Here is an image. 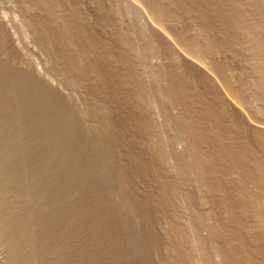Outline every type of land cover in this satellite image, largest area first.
Instances as JSON below:
<instances>
[{
	"label": "rangeland",
	"instance_id": "obj_1",
	"mask_svg": "<svg viewBox=\"0 0 264 264\" xmlns=\"http://www.w3.org/2000/svg\"><path fill=\"white\" fill-rule=\"evenodd\" d=\"M6 1L0 0V4H2L0 5V13L2 15H5V18L9 22L10 26L12 25L11 29L12 31L14 30L13 31L14 33L16 32L15 35H17L16 36L17 40L19 39L20 45L21 46L23 45L22 47L28 46L29 48L32 49V51L34 50V54H31V55H28V53L23 54L21 51L19 52L17 47H14L12 40L8 34V31H6L7 29L4 28V26L0 25V171H1L0 172V181H1L0 182V219H1L0 220V226H1L0 227V237L1 238L0 239L2 241L5 239L8 250H10L8 252L9 258L7 259L6 262L9 264H19V263L20 264H41V263L42 264H63V263L64 264H79V263L80 264H93V263L94 264H177L176 262H178V264L180 263L187 264V260L185 258L187 257L191 258V255L188 254V251H187L188 246L186 244V241L182 242L180 240L181 239L180 236H183L184 237V238L182 237L183 239L186 238V235H185L186 232H185L184 227H182L183 225L181 226V224L178 223L176 220L175 214L177 211V206L179 204L184 205V202L186 203V205L189 204V206L193 204L190 207V209L196 210L198 214H201L198 212L200 211L199 210L200 206L198 204H200L202 200L204 202V198L206 202L209 200L211 201V198H212V201L216 203L215 204L214 202H212L209 204L210 210L213 211L212 219L216 217L215 219L216 221L214 220L213 222L218 224L220 221L219 223L220 225H221V222H223L222 226H224V228L222 226L219 228L218 226H216V228H218L219 230L218 229L215 230L216 228L214 229V231L212 230L213 232H215V234L212 233V231L210 232V227H207V229H205L206 228L205 226L207 225L205 222H207V220L203 219V215L198 216L197 213L194 215V221L199 223L200 225V221L196 219L198 218L201 219L202 217V219L205 220L204 222H202L203 220H201V224H202L200 225L202 226L201 231H203V233H206L209 231L210 233L208 232L204 234L206 236L208 235L207 236L208 238H206V236L204 237L206 239H209V241H211V244H215V246H218L217 248L219 247L222 248L221 250L223 251H221L219 248V250L221 251L222 258H224V261L222 260V264H235L236 262H237L236 264H251V263L252 264H264V250H263L264 249V185H263L264 184V174H263L264 173V120H263L264 118L263 119L261 118L263 120L262 121L259 117L253 114V112L250 113L248 110H246L248 108H245L246 107L245 98H248L247 95L249 93L248 88L251 90L252 87H251V84H248L249 82L248 83L247 81L244 82L245 80L242 78L244 76V75H241V73L243 74L242 69L244 67H245L244 69H246V66H243V67L241 66L243 65L242 62L245 63L246 60L242 61L243 59H240V56L241 58L245 57V59L248 58L246 56H249L251 58L252 56L251 54H253L254 57L252 56V59L258 57L257 59L260 61L259 62L260 64H263L261 62L264 61L263 60L264 59V34H262L264 33V31L263 29L260 28L264 26V21H262L263 24L261 23V20H264V17L261 16V15H264V14H261V13H264L263 12L264 10L261 12L258 9H256V6H255L256 0H249V1L246 0L247 2L245 0H237V1L236 0H222L223 2L221 0H191V1L190 0H167V2L165 0L164 1L163 0H153V1L152 0H143V1L141 0L142 2L137 0V3H136L137 5L136 4L133 5L134 3L132 2V0H130L129 3H133L132 5L135 8V9L132 8V14L131 12L130 14L133 16L137 14L135 16V19L133 16H132L133 18L131 16H128L127 19L125 18L126 15L129 13V11L131 10V8H129L130 10H128V7H130L128 6L127 7L128 11L123 10L124 8L122 7V5L124 3L122 2L124 1L121 2V0H115V1L114 0H109V1L108 0H8L7 2ZM142 3L144 6L142 5ZM7 4H9L10 7ZM13 4L14 6H12ZM243 4L246 5L247 8L246 6L244 7ZM18 5L20 8L18 7ZM144 7H147V8H144ZM242 8L243 10H241ZM244 9H246V11ZM243 11H245L246 13ZM253 12L254 13L256 12L257 14L255 13L254 15ZM258 13H259V16H258ZM117 17L118 19H116ZM132 19L134 21L133 22L134 24L132 23ZM140 19L142 20L140 21ZM189 20L190 22H188ZM15 21L16 23L14 24ZM128 21L131 22L129 24L132 25L133 27L128 26L129 24L126 27L125 24H127ZM161 23H162V27L168 29V30L165 29L164 32L166 33L168 32L169 34L168 33L167 34L170 35V37L169 36L164 37L166 33H164L160 29ZM248 23L250 25H248ZM260 23H261V26L257 25ZM135 24L136 25L138 24L137 27H135L136 26ZM155 25H157V27L159 25L160 27L157 29H154ZM207 25L208 27H206ZM140 27L144 29V31ZM243 27H245L248 30H246ZM158 29H160L163 32V35L161 32H160L161 34L158 32L160 31ZM145 30L147 31V34ZM140 31L141 33H143L141 34V36L143 35L145 39L148 38L147 41L144 39L143 36L141 37L140 35H138L140 34ZM196 31H199V32H196ZM243 31L247 33L250 32L249 35H252L251 37H255V34L257 35L259 34L258 35L259 38L256 35L258 39L256 37H255L256 39L255 38L253 39L256 40V44L258 43L261 46L260 45L258 46L257 44L256 47L254 48L255 42L251 43V46L253 45L252 46L253 48L250 45L247 46V42H248L247 38H250V37L249 35H247V33L244 34ZM260 31H262V33H260ZM59 32L62 33V35L67 34L66 35L67 39L64 38L65 35H63L64 36L63 37ZM192 35L193 36L198 35V36L197 37L194 36L193 38ZM245 36H247V38ZM199 37H201L202 39L200 40ZM168 38L170 39L168 40ZM171 38L175 39L173 40V43H172ZM223 38L225 41L223 40ZM245 40H247L245 44L248 50L245 47V45L240 44V42L242 43ZM145 41L148 43H146ZM206 41H208L209 44H207L208 42ZM219 42L221 45L219 44ZM261 43H263V45ZM150 45L151 47L153 46L154 48L156 47L157 52L155 51L154 53L153 52L154 50L150 47ZM161 45L163 48L161 47ZM241 45H243V48L245 47L247 51L246 50L242 51L243 48L242 49L240 48ZM192 46L194 48H192ZM201 47L202 48L204 47L203 50ZM208 47H210L211 50ZM229 47H230V50H229ZM238 47H239V50H238ZM249 47L252 48L250 49L253 50V52L249 50ZM128 49L130 51H128ZM143 49L145 51L147 50L149 54H147V52H145L146 54L143 53L144 52ZM196 49H198V51L200 50V52H203L202 54H204L205 56H208L209 54L211 55V56H208L209 58L206 57L210 61V64H211L210 66L211 67L213 66L209 71L210 73L202 70V68L199 65L198 67L196 63L194 64L192 63L195 61L188 60L191 58L193 59L192 55L195 54L194 53L195 51L193 52L192 50H196ZM159 50L161 53L159 52ZM163 50H164V53H163ZM206 50H209V53ZM150 51H152V53ZM211 51L213 52L214 55H212ZM182 52H187V53L190 52L188 54L190 58H187V61L185 59L186 57H188L187 53H185L187 56L185 54L184 56V55H181ZM230 52H232L231 54L234 53V55H231ZM126 53H128L129 55L131 54L132 55L129 56ZM133 53L135 55H133ZM36 55L38 56L36 57ZM145 55H147V58L150 59L149 60L150 62L152 61L151 64L154 66L153 70L160 68V70H156L160 74L158 75V73H156L158 75V78H161L162 80L161 82V80L159 79L160 85L158 84L159 81H157L158 78L155 77L154 72L156 71L152 70L154 74L152 75L153 77H155V80L152 79L151 77L152 75L148 77L150 72L146 74L147 73L146 71H145L146 73L142 71V69L145 70L144 69L145 67L143 68L142 66H144V64H146L147 66V63H144V62H147V58L145 57ZM143 56L145 57L144 59H143ZM218 56L219 57L221 56V57L219 58ZM260 57L262 58V60ZM232 58L233 59L237 58V61L233 62ZM131 59H135L136 61L131 60ZM139 61L140 62L142 61L143 63L139 65L140 63ZM21 62H23L24 64L26 63L25 64L26 66L28 64H31V65L36 64L40 69L42 68V70L47 73L49 70L50 72L48 74H50L49 75L50 78L59 85H60L59 78H61L62 75L64 74L63 77L64 76L66 77L65 79V81L67 80L66 83L67 82L70 83L72 80L71 83L74 84L76 82L74 85L77 87L79 85L80 88L79 87L77 88L78 92L76 94H71V92L68 90V87L64 85L65 81L62 77L61 78V80H63L62 87L65 93L62 91L55 92V89L53 90L49 89L45 84H43L41 81H39V79H37L33 75V73L31 72L32 69L31 67L29 68V65L28 67H25V65L23 64L25 68L21 69L23 68ZM51 62L53 64H51ZM249 62L250 64H252L251 59ZM240 63L241 65H239ZM187 64H190V65H187ZM250 64L245 63V65H250ZM71 65H72V68H71ZM155 66H157L158 68H156ZM239 66L242 68L241 70H239L240 69ZM225 67L227 68L229 67V70L234 69L232 70V72H236L238 69L237 71L238 75H241L242 77H239V78L237 77L235 79L236 85H234V83H232L230 79L224 74L226 70H228V69H224ZM263 67L260 66V68L262 69L261 73H263L264 75ZM26 68L27 69L29 68L30 71L27 70ZM52 71L54 72V74ZM58 75H61V76L58 77ZM67 75H69L70 79L69 78L67 79L68 77ZM149 78L150 80L151 79L153 80V81L151 80L152 83L154 81H157V84H154L156 83L154 82L151 85ZM227 78L228 80H226ZM16 79L18 80L16 81ZM238 79L244 80V81L242 80L244 82L243 83L244 86H242L243 84L240 83L241 81H239ZM237 83H239V85ZM43 86L45 87L43 88ZM69 87H71V85ZM227 90L229 91L226 93L225 91ZM243 91H247L248 93L247 92L243 93ZM260 91L262 93L259 91H257V93L255 92L254 94L255 96L253 95L254 98L256 99H258L259 97H261V99L263 98L264 89ZM239 94L241 98L239 97ZM256 94L259 95L257 96L258 98L256 97ZM152 98L154 102L160 101L158 103L165 105V106L163 105L161 106V104H159L161 106V109L164 108V113L166 111L169 113L168 114L166 112V114H168L167 116L169 117L167 118L168 123L166 122L167 119H164L165 120L164 124H166L167 127H165L166 125L165 126L162 125L163 123L161 125L159 123L158 125H156L157 124L156 122L154 123L155 120L152 119L153 116L151 115L152 113L150 112L151 110H149L150 107L148 104L149 100ZM145 99L148 101H146ZM261 99L259 98L258 100H261ZM238 100L239 102L241 101L240 104ZM262 100L264 101V99ZM151 102L149 103L151 104ZM188 102L189 104H187ZM262 103H260L261 106H263ZM189 105L190 107L188 108ZM238 107L240 109L245 108L243 110L244 113L242 112V110L240 112V109ZM104 108L105 109L107 108V109L105 110ZM262 108L263 107H261V109ZM263 111H264V108H263ZM236 112L239 114H237ZM240 113H243V115ZM92 114L97 117L92 116ZM170 114L172 116L174 115L173 117L175 119ZM250 115L252 117H250ZM170 116L174 120L172 122L173 124L170 123L172 121ZM83 117L85 118L87 117V119ZM92 119L94 120V122ZM169 119H170V122H169ZM247 120L249 122H247ZM257 121L259 124L256 123ZM94 123L97 125H95ZM188 123L191 125H189ZM99 124L100 126H98ZM257 124L260 126V128ZM149 126L151 128H149ZM168 126H171L170 130H168L169 129ZM160 127L161 128L165 127L162 129L163 131L166 129L165 134H168V132L170 131H173V132L177 131V132H174L175 134L172 132L171 134L169 133L170 136L172 135L170 138H168L169 135H166L167 136L166 138L171 139L170 142L172 143L174 142L173 144L175 145L176 151H177V147L179 146L178 145L179 140L181 142L183 140L186 148L188 149V153L190 152L189 154L190 155L192 154L191 158H189L190 156L188 154L187 155L184 153L182 154V152H184L183 149L185 148V146H183L184 148L181 146V148H183V149L180 148L182 152L177 151L178 153H176L175 149H173L174 145L171 144L173 148L171 147L172 151H170V149L169 151L171 154H173L172 152L174 150V155L176 156V157L174 156L175 158L174 163L177 162L178 160L180 162V163L178 162V164L175 163V165L177 164L175 171L178 170L177 172L180 173V175L183 174L182 176H180L178 173H177L178 175H176V173L174 172L176 175L175 180H174L175 176L173 175V177H171L172 175L171 173H170L171 175L169 176L168 174L169 171L168 172L166 171L167 169H165L166 167L164 166L165 162H164L163 156L158 155L159 153H157L155 150L156 146H162V147L168 146L167 150L168 148H170L169 146H171L169 141H167L169 144L165 142L166 138L163 137L164 135V134L162 135L163 132L158 133L159 131H162L160 130L161 129ZM242 127L244 129H242ZM119 129L121 130L119 131ZM155 129L156 130L158 129L157 130L158 132L154 133ZM46 135L48 136V138ZM173 136L176 137L177 139L176 141H172V139L174 138ZM179 136H181L182 140L178 138ZM153 141L155 142L153 143ZM157 141L158 143H156ZM152 143L155 146H153ZM163 143L165 144L163 145ZM21 144H23L24 146H22ZM192 145L194 148L192 147ZM20 149H24V150H20ZM193 149L194 151H192ZM67 151L69 152L67 153ZM169 151L167 152L169 153ZM63 152H65V154ZM41 153L43 154V156L41 155ZM49 154H51L50 156L52 158L48 156ZM176 154L180 156H178L177 158ZM102 156L104 158H101ZM184 157L185 158L187 157V158L185 159ZM193 157L194 159H192ZM179 158L181 159V161L182 159H184L183 162H181ZM176 159L178 160L176 161ZM188 159L190 160V162L188 161ZM185 160H187L188 164L190 165L191 163H193L192 160L194 161L193 163L194 165L197 164L196 167L192 164V166H194L197 169V170L194 169L195 171H200L201 174L205 172L212 174L211 176H209V174H206V173L202 174L205 179L209 177V179H207L209 180V182L208 181L204 182L206 180H204V178L201 177L202 175L199 172H198L199 175L195 172L197 174L196 178L194 177L196 176V174L192 175V177L191 175H188L187 173H186L187 175H185L184 170L186 171V168L184 166L187 165L186 164L187 162L186 163L184 162ZM182 163L183 165L185 164L182 167V169L185 168L183 170L184 173L181 171L179 172V170H182V169H181V166L178 167V165ZM94 164H96L97 166ZM86 165H87V168H85ZM32 167H34V169ZM219 167H221V170L223 171H221ZM76 168L78 169V171ZM200 168L201 169L203 168L202 170L205 172H203ZM214 171L217 172L216 174L219 175L220 173L222 176L221 175L217 176L215 173H212ZM138 175L139 176L141 175V177H139ZM184 175L186 177L189 176L190 179L188 177H187L188 179L186 177L183 178ZM204 175L205 176L208 175V176L205 177ZM38 176L39 178H37ZM179 177L182 178L184 181L186 179L187 184H188V180L189 181L195 180L194 182L197 183V186L201 184L200 186H203V187L198 189L199 186L197 187L196 184L193 182L192 184L196 190L194 189L193 186L188 185L187 187V185H185L186 181L183 182V180L179 179ZM177 178L179 180H176ZM191 178H195V179H191ZM212 179L215 181V183L218 181L216 183L217 185L213 184L214 181H212ZM202 180L204 184L208 183L210 186L208 184H207L208 186L204 185L202 183ZM179 181L181 184L179 183ZM198 182L200 183L198 184ZM156 183L158 184L157 186L155 185ZM32 184H34L36 187H34V185ZM176 184H178L179 186ZM212 185L213 186L215 185L214 189H218L216 190V193H218L219 191L220 194L219 193L216 194L215 191H210L213 189ZM205 186L210 189L209 190L210 193L205 191L206 189H208V188H204ZM184 188L187 190H185ZM160 189L162 190L160 191ZM188 190L190 193L188 192L182 193L183 191H188ZM17 191H20V193H18ZM27 193L29 195H26ZM199 193H201V195ZM211 193L213 194L215 193V195ZM186 194L192 197L196 196V198L199 196L200 198L198 199L200 201L198 200L199 201L198 202L196 199H193V198L191 200L189 197H186ZM25 195L31 198L29 200L26 199L25 201V198H24ZM162 195L164 196L162 197ZM22 196L24 199H22ZM169 196L170 198L168 199ZM187 198L190 199L191 204L188 203L189 200L187 201L186 200ZM211 204L212 205L214 204V206H212ZM227 209H229L230 211ZM158 213H161V214H158ZM160 217H162V219L164 217L167 218V222H165L166 221L165 218H164L165 220L162 221ZM170 217H171L172 222L171 220L170 221L168 220ZM195 217H198V218H195ZM158 219L159 220L161 219L162 222H160ZM258 219H261V220L259 221ZM247 220H249L250 222ZM204 223L205 225L203 226ZM162 224L165 225L166 228H164ZM167 224L170 226H166ZM169 227H172V228L169 229ZM5 228L6 230H4ZM163 228L166 230H164ZM204 230H208V231H204ZM216 231L217 232L219 231V232L217 233ZM232 231H234V233ZM213 234L215 236H212ZM38 237L40 239H38ZM176 237L178 240L176 239ZM170 240H172V243L170 242ZM221 240H223L222 242L224 243H222ZM65 242H67L68 244ZM41 243L44 245H42ZM102 244L103 245L105 244V245L103 246ZM181 245L182 246L184 245V246L182 247ZM184 247H186L187 249ZM182 254H183L184 259L182 258ZM184 254L186 255V257H184ZM223 255L225 256L223 257ZM80 258L82 260H80ZM190 258L188 260H190ZM188 264H190V262Z\"/></svg>",
	"mask_w": 264,
	"mask_h": 264
},
{
	"label": "bare ground",
	"instance_id": "obj_2",
	"mask_svg": "<svg viewBox=\"0 0 264 264\" xmlns=\"http://www.w3.org/2000/svg\"><path fill=\"white\" fill-rule=\"evenodd\" d=\"M2 1H3V0H2ZM5 1H6V0H5ZM7 1H8V0H7ZM7 1H6V2H7ZM108 1H109V0H108ZM114 1H115V0H114ZM122 1H124V2H122ZM129 1H130V0H128V2H127V0H121V2L124 3V4L122 5V7L124 8L123 10L126 11L128 6H130V7H128V10H130L129 8H131V10L129 11V13H128V12H127L128 14L126 13V14H127L126 17H125L126 19L128 18V16H131V17L133 16V15H131V14H132V8H134L133 5H135V4L137 3V0H132V2H133L134 4H133V3H129ZM134 1H136V2H134ZM139 1H141V0H139ZM139 1H138V3H139ZM142 1H143V0H142ZM142 1H141V2H142ZM152 1H153V0H152ZM163 1H164V0H163ZM165 1L167 2V0H165ZM190 1H191V0H190ZM221 1H222V0H221ZM236 1H237V0H236ZM245 1H246V0H245ZM248 1H249V0H248ZM154 2H155V1H154ZM169 2H170V1H169ZM186 2H187V1H186ZM192 2H193V1H192ZM222 2H223V1H222ZM246 2H247V1H246ZM255 2H256V4H255L256 9H258L259 11L262 12V11L264 10V0H256ZM255 2H254V3H255ZM4 3H5V2H4ZM8 3H9V2H8ZM11 3H12V2H11ZM128 3H129V5H128ZM143 3H144V2H143ZM143 3H142V5H143ZM157 3H158V2H157ZM250 3H251V2H250ZM117 4H118V3H117ZM117 4H116V5H117ZM132 4H133V5H132ZM144 4H145V3H144ZM160 4H161V3H160ZM163 4H164V2H163ZM220 4H221V3H220ZM222 4H223V3H222ZM235 4H236V3H235ZM246 4H248V3H246ZM0 5H2V4H0ZM7 5L9 6V4H7ZM41 5H42V4H41ZM124 5L126 6V8H125ZM136 5H137V4H136ZM158 5H159V4H158ZM238 5H240V4H238ZM249 5H250V4H249ZM12 6H14V4H13ZM20 6H21V5H20ZM22 6H23V5H22ZM117 6H118V5H117ZM143 6H144V5H143ZM163 6H164V5H163ZM177 6H178V5H177ZM192 6H193V5H192ZM201 6H202V5H201ZM224 6H225V5H224ZM243 6L245 7L246 5L243 4ZM255 6H254V7H255ZM9 7H10V6H9ZM18 7H19V5H18ZM118 7H119V6H118ZM199 7H200V6H199ZM222 7H223V5H222ZM228 7H229V6H228ZM19 8H20V7H19ZM144 8H147V7H144ZM160 8H161V7H160ZM160 8H159V9H160ZM164 8H165V7H164ZM246 8H247V6H246ZM250 8H251V7H250ZM24 9H25V8H24ZM119 9H120V8H119ZM134 9H135V8H134ZM136 9H137V8H136ZM157 9H158V8H157ZM170 9H171V8H170ZM204 9H205V8H204ZM25 10H26V9H25ZM109 10H110V9H109ZM113 10H115V9H113ZM128 10H127V11H128ZM139 10H140V9H139ZM145 10H146V9H145ZM154 10H155V9H154ZM163 10H164V9H163ZM171 10H172V9H171ZM215 10H216V9H215ZM241 10H243V8H242ZM244 10L246 11V9H244ZM254 10H255V8H254ZM258 10H257V11H258ZM142 11H144V10H142ZM155 11H156V10H155ZM159 11H160V10H159ZM168 11H169V10H168ZM177 11H178V10H177ZM245 11H243V12H245ZM247 11H248V10H247ZM130 12H131V14H130ZM134 12H135V11H134ZM137 12H138V11H137ZM145 12H147V11H145ZM190 12H191V11H190ZM234 12H235V11H234ZM263 12H264V11H263ZM158 13H159V12H158ZM168 13H169V12H168ZM178 13H179V12H178ZM192 13H193V12H192ZM204 13H205V12H204ZM207 13H208V12H207ZM223 13H224V12H223ZM235 13H236V12H235ZM245 13H246V12H245ZM255 13H256V12H255ZM255 13L253 12L254 15H255ZM111 14H112V13H111ZM145 14H146V13H145ZM155 14H156V13H155ZM190 14H191V13H190ZM196 14H197V13H196ZM232 14H233V13H232ZM250 14H251V13H250ZM250 14H249V15H250ZM256 14H257V13H256ZM261 14H264V13H261ZM136 15H137V14H136ZM136 15L133 16L134 19H135V16H136ZM138 15H139V14H138ZM143 15H144V14H143ZM143 15H142V16H143ZM226 15H227V14H226ZM115 16H116V15H115ZM115 16H114V17H115ZM121 16H122V15H121ZM140 16H141V15H140ZM188 16H189V14H188ZM196 16H197V15H196ZM198 16H199V14H198ZM200 16H201V15H200ZM213 16H214V15H213ZM221 16H222V15H221ZM252 16H253V15H252ZM258 16H259V13H258ZM261 16L264 17V15H261ZM119 17H120V16H119ZM131 17H130V19H131ZM133 17H132V18H133ZM138 17H139V16H138ZM138 17H137V18H138ZM157 17H158V16H157ZM159 17H160V16H159ZM166 17H167V15H166ZM169 17H170V16H169ZM192 17H193V16H192ZM204 17H205V16H204ZM263 17H262V18H263ZM123 18H124V17H123ZM151 18H152V17H151ZM172 18H173V17H172ZM178 18H179V17H178ZM195 18H196V17H195ZM111 19H112V18H111ZM116 19H118V17H117ZM126 19H125V21H126ZM130 19H129V20H130ZM147 19H148V18H147ZM189 19H190V18H189ZM213 19H214V18H213ZM236 19H237V18H236ZM252 19H253V18H252ZM255 19H256V18H255ZM15 20H16V19H15ZM123 20H124V19H123ZM138 20H139V19H138ZM138 20H136V21H138ZM141 20H142V19H140V21H141ZM162 20H163V19H162ZM166 20H167V19H166ZM176 20H177V19H176ZM187 20H188V18H187ZM203 20H205V19H203ZM238 20H240V19H238ZM248 20H249V19H248ZM256 20H257V19H256ZM9 21H10V20H9ZM28 21H29V20H28ZM130 21H131V20H130ZM148 21H149V20H148ZM174 21H175V20H174ZM180 21H181V20H180ZM183 21H184V20H183ZM192 21H193V20H192ZM195 21H196V20H195ZM207 21H208V20H207ZM262 21H264V20H261V23H262ZM11 22H12V21H11ZM118 22H119V21H118ZM133 22H134V21H133V19H132V23H133ZM160 22H161V21H160ZM168 22H169V21H168ZM181 22H182V21H181ZM188 22H190V20H189ZM15 23H16V21L14 22V24H15ZM29 23H30V22H29ZM124 23H126V22H124ZM124 23H123V24H124ZM129 23H131V22L128 21V23L125 24L126 27H127V25H128ZM137 23H138V22H137ZM142 23H143V22H142ZM164 23H165V22H164ZM238 23H239V22H238ZM261 23H260V24H257V25L261 26ZM19 24H20V23H19ZM119 24H120V23H119ZM121 24H122V23H121ZM133 24H134V23H133ZM139 24H140V23H139ZM157 24H158V23H157ZM193 24H194V22H193ZM195 24H196V23H195ZM202 24H203V23H202ZM242 24H243V23H242ZM245 24H246V23H245ZM254 24H255V23H254ZM262 24H263V23H262ZM0 25H1V26H4V28L7 29L6 31H8V34H9L11 40H12V43H13L14 47H17V49H18L19 52L21 51L23 54H25V53L27 54V53H28V55L34 54V50L32 51V49L29 48L27 45H26L27 47H22L23 45H22V46L20 45V43H19V39L17 40V37H16L17 35H15L16 32L14 33V32H13L14 30L12 31V29H11V26H12V25L10 26L9 22H8V21L6 20V18H5V15H2L1 13H0ZM135 25H136V24H135ZM137 25H138V24H137ZM137 25H136L135 27H137ZM159 25H160V24H159ZM159 25H158V27H157V25H155V26H154V27H155L154 29H157V28H159V27L161 26L160 29H161L163 32H164L165 29L168 30L167 28L162 27V23H161L160 26H159ZM172 25H173V24H172ZM176 25H177V24H176ZM176 25H175V26H176ZM189 25H190V24H189ZM200 25H201V24H200ZM200 25H199V26H200ZM235 25H236V24H235ZM243 25H244V24H243ZM248 25H250V24L248 23ZM13 26H14V25H13ZM117 26H118V25H117ZM119 26H120V25H119ZM122 26H123V25H122ZM128 26H132V25L129 24ZM141 26H142V25H141ZM163 26H164V25H163ZM173 26H174V25H173ZM193 26H195V25H193ZM213 26H214V25H213ZM218 26H219V25H218ZM222 26H223V25H222ZM241 26H242V25H241ZM132 27H133V26H132ZM146 27H147V26H146ZM152 27H153V26H152ZM168 27H169V26H168ZM206 27H208V25H207ZM239 27H240V26H239ZM245 27H246V25H245ZM245 27H243V28H245ZM255 27H256V26H255ZM14 28H15V27H14ZM17 28H18V27H17ZM128 28H130V27H128ZM140 28H141V27H140ZM176 28H177V27H176ZM194 28H195V27H194ZM194 28H193V29H194ZM235 28H236V27H235ZM250 28H251V27H250ZM253 28H254V27H253ZM260 28L263 29V31H264V26H263V27H260ZM61 29H62V28H61ZM122 29H123V28H122ZM133 29H134V28H133ZM137 29H138V28H137ZM137 29H136V30H137ZM141 29H142V28H141ZM154 29H153V30H154ZM160 29H158V30H160ZM186 29H188V28H186ZM207 29H208V28H207ZM230 29H232V28H230ZM239 29H240V28H239ZM245 29H246V28H245ZM118 30H120V29H118ZM128 30H129V29H128ZM142 30L144 31V29H142ZM161 30L158 31V32H159V33L161 32L162 35H163V32H162ZM171 30H172V29H171ZM184 30H185V29H184ZM196 30H197V29H196ZM203 30H204V29H203ZM246 30H248V29H246ZM130 31H131V30H130ZM130 31H129V32H130ZM145 31H146V30H145ZM200 31H201V30H200ZM208 31H209V30H208ZM221 31H222V30H221ZM244 31H245V30H244ZM244 31H243V32H244ZM250 31H252V30H250ZM17 32H18V31H17ZM60 32H61V31H60ZM60 32H59V33H60ZM137 32H138V31H137ZM137 32H135V33H137ZM156 32H157V30H156ZM192 32H193V31H192ZM196 32H199V31H196ZM204 32H205V31H204ZM234 32H235V31H234ZM239 32H240V31H239ZM243 32H242V34H243ZM18 33H19V32H18ZM67 33H69V32H67ZM122 33H123V32H122ZM133 33H134V32H133ZM161 33H160V34H161ZM164 33H166V32H164ZM167 33H168V32H167ZM167 33H166V34H167ZM175 33H176V32H175ZM175 33H174V34H175ZM180 33H181V31H180ZM215 33H217V32H215ZM231 33H232V31H231ZM236 33H237V32H236ZM246 33H247V32H244V34H246ZM260 33H262V31H260ZM60 34L62 35V33H60ZM130 34H131V33H130ZM141 34H143V33H141V31H140V34H138V35L141 36ZM146 34H147V31H146ZM155 34H156V33H155ZM166 34L164 35V37H166V36H169V37H170V35H168L169 33H168L167 35H166ZM171 34H172V33H171ZM199 34H200V33H199ZM242 34H241V36H242ZM244 34H243V36H244ZM249 34H250V32L247 33V35H249ZM262 34H264V33H262ZM4 35H5V34H4ZM47 35H48V34H47ZM63 35H65V34H63ZM63 35H62V36H63ZM66 35H67V34H66ZM66 35H65V37H64V36H63V37L66 38ZM69 35H70V34H69ZM133 35H134V34H133ZM138 35H137V36H138ZM162 35H161V37H162ZM187 35H188V34H187ZM189 35H190V34H189ZM217 35H218V34H217ZM256 35H257V34H255V37H256ZM258 35H259V34H258ZM258 35H257V37L259 38ZM21 36H22V35H21ZM23 36H24V35H23ZM126 36H127V35H126ZM137 36H135V37H137ZM140 36H139V37H140ZM142 36H143V35H142ZM142 36H141V37H142ZM155 36H156V35H155ZM157 36H158V35H157ZM176 36H177V35H176ZM194 36H196V35H194ZM194 36L192 35L193 38H194ZM197 36H198V35H197ZM197 36H196V37H197ZM251 36H252V35H249L250 38H247V36H245V37L248 39L247 46H249V45L251 46V43L255 42V46H254V48H255L256 45L258 44V43L256 44V40H255L257 37L255 38V37H251ZM19 37H20V36H19ZM60 37H61V36H60ZM143 37H144V36H143ZM159 37H160V36H159ZM188 37H189V36H188ZM190 37H191V36H190ZM206 37H207V36H206ZM239 37H240V36H239ZM45 38H46V37H45ZM49 38H50V37H49ZM68 38H69V37H68ZM126 38H127V37H126ZM212 38H213V37H212ZM214 38H215V37H214ZM246 38H245V39H246ZM253 38H255V39H253ZM258 38H257V39H258ZM23 39H24V38H23ZM62 39H63V38H62ZM66 39H67V38H66ZM142 39H143V38H142ZM144 39H145V37H144ZM147 39H148V38H147ZM147 39H145V40L147 41ZM159 39H161V38H159ZM169 39H170V38H168V40H169ZM199 39L201 40L202 38L199 37ZM215 39H216V38H215ZM235 39H236V38H235ZM241 39H242V37H241ZM243 39H244V37H243ZM11 40H10V41H11ZM120 40H121V38H120ZM157 40H158V39H157ZM171 40H172V43H173V40H175V39H172V38H171ZM187 40H188V39H187ZM192 40H193V39H192ZM194 40H195V39H194ZM205 40H206V39H205ZM223 40H224V38H223ZM64 41H65V40H64ZM67 41H68V40H67ZM135 41H136V40H135ZM143 41H144V40H143ZM146 41H145V42H146ZM149 41H150V40H149ZM151 41H152V40H151ZM158 41H159V40H158ZM216 41H217V40H216ZM224 41H225V40H224ZM238 41H239V40H238ZM241 41H243V40H241ZM246 41H247V40H245V41L242 42V43L240 42V44L245 45V47L247 48V46H246V44H245ZM69 42H70V40H69ZM119 42H120V41H119ZM145 42H144V43H145ZM175 42H176V41H175ZM198 42H199V41H198ZM198 42H197V43H198ZM206 42H208V41H206ZM257 42H258V41H257ZM261 42H262V41H261ZM22 43H24V42H22ZM25 43H26V42H25ZM48 43H49V42H48ZM64 43H65V42H64ZM121 43H122V42H121ZM135 43H136V42H135ZM146 43H148V42H146ZM189 43H190V41H189ZM195 43H196V42H195ZM201 43H202V41H201ZM211 43H212V42H211ZM215 43H216V42H215ZM228 43H229V42H228ZM67 44H68V43H67ZM70 44H71V43H70ZM150 44H151V43H150ZM158 44H159V43H158ZM207 44H209V42H208ZM219 44H220V42H219ZM231 44H232V43H231ZM261 44L263 45V43H261ZM68 45H69V44H68ZM145 45H147V44H145ZM167 45H168V44H167ZM167 45H166V46H167ZM177 45H178V43H177ZM182 45H183V44H182ZM182 45H181V46H182ZM190 45H191V44H190ZM190 45H189V46H190ZM201 45H203V44H201ZM220 45H221V44H220ZM229 45H230V44H229ZM243 45H241V47H240L241 49L243 48ZM259 45H260V44H258V46H259ZM4 46H5V45H4ZM132 46H133V45H132ZM137 46H138V45H137ZM142 46H143V45H142ZM157 46H159V45H157ZM170 46H171V45H170ZM175 46H176V45H175ZM199 46H200V45H199ZM207 46H208V45H207ZM207 46H206V47H207ZM212 46H213V45H212ZM214 46H216V45H214ZM252 46H253V45H252ZM252 46H251V47H252ZM258 46H257V47H258ZM260 46H261V45H260ZM2 47H3V46H2ZM11 47H12V46H11ZM68 47H69V46H68ZM121 47H122V46H121ZM150 47H151V45H150ZM161 47H162V45H161ZM161 47H160V48H161ZM222 47H223V46H222ZM233 47H234V46H233ZM245 47H244V48H245ZM251 47H249V50H251V49L253 48V47H252V48H251ZM6 48H7V47H6ZM140 48H141V47H140ZM145 48H146V47H145ZM145 48H144V49H145ZM151 48L154 50V51L152 50L154 53H155V51L157 52L156 47L154 48V46H153V47H151ZM162 48H163V47H162ZM175 48H176V47H175ZM177 48H178V47H177ZM188 48H189V47H188ZM192 48H194V47L192 46ZM201 48H202V47H201ZM203 48H204V47H203ZM203 48H202V50H203ZM208 48H210V47H208ZM214 48H215V47H214ZM227 48H228V47H227ZM244 48L242 49V51H243V50H246V48H245V49H244ZM250 48H251V49H250ZM261 48H262V47H261ZM19 49H20V50H19ZM137 49H138V48H137ZM144 49H143V50H144ZM146 49H147V48H146ZM155 49H156V50H155ZM170 49H171V48H170ZM178 49H179V48H178ZM221 49H223V48H221ZM1 50H2V49H1ZM14 50H15V49H14ZM126 50H127V49H126ZM133 50H134V49H133ZM138 50H139V49H138ZM141 50H142V49H141ZM141 50H140V51H141ZM149 50H150V49H149ZM160 50H162V49H160ZM160 50H159V52H160ZM164 50H165V49H164ZM164 50H163V53H164ZM171 50H172V49H171ZM210 50H211V48H210ZM229 50H230V47H229ZM234 50H235V49H234ZM238 50H239V47H238ZM247 50H248V48H247ZM247 50H246V51H247ZM257 50H258V48H257ZM5 51H6V50H5ZM8 51H9V50H8ZM67 51H68V50H67ZM128 51H130V50L128 49ZM128 51H127V52H128ZM152 51H150V52L152 53ZM166 51H167V50H166ZM179 51H180V50H179ZM183 51H184V49H183ZM185 51H186V50H185ZM192 51H193V52L195 51V52H194L195 54H193V52H192V54H193V55H192V56H193V59L191 58V59H188V60H189V61H190V60H191V61H195V62H192V63H193V64L196 63L197 66L199 65V66L202 68V70H204L205 72L210 73L209 71H210V69H211L213 66H212V67L210 66V65H211V64H210V61H209V59H207V58H209L208 56H211V55L209 54L208 56H205L204 54H202L203 52H200V50L198 51V49H196V50H192ZM206 51H208V53H209V50H206ZM206 51H205V52H206ZM242 51H240V52H242ZM251 51L253 52V50H251ZM254 51H255V50H254ZM259 51H260V50H259ZM134 52H135V51H134ZM145 52H147V54H149L147 50H146V51L144 50L143 53H145ZM211 52H212V51H211ZM244 52H245V51H244ZM248 52H250V51H248ZM248 52H247V53H248ZM260 52H261V51H260ZM11 53H12V52H11ZM57 53H59V52H57ZM61 53H62V52H61ZM63 53H64V52H63ZM70 53H71V52H70ZM70 53H69V54H70ZM75 53H76V52H75ZM129 53H130V52H129ZM135 53H136V52H135ZM160 53H161V52H160ZM160 53H159V54H160ZM182 53H183V54H182ZM182 53H181V55H184V54L187 53V52H182ZM189 53H190V52H189ZM189 53H187V55H188ZM217 53H219V52H217ZM225 53H226V52H225ZM231 53H232V52H230V54H231ZM235 53H236V52H235ZM126 54H128V53H126ZM145 54H146V53H145ZM165 54H166V53H165ZM165 54H164V55H165ZM172 54H173V53H172ZM215 54H216V53H215ZM237 54H238V53H237ZM258 54H259V53H258ZM7 55H8V54H7ZM39 55H40V54H39ZM71 55H72V54H71ZM128 55H129V54H128ZM131 55H132V54H131ZM131 55H129V56H131ZM133 55H135V54L133 53ZM154 55H156V54H154ZM162 55H163V54H162ZM185 55H186V54H185ZM185 55H184V56H185ZM187 55H186V56H187ZM212 55H214L213 52H212ZM231 55H234V53L231 54ZM251 55L253 56V54H251ZM254 55H256V54H254ZM260 55H261V53H260ZM260 55H259V56H260ZM22 56H24V55H22ZM37 56H38V55H36V57H37ZM82 56H83V55H82ZM125 56H126V55H125ZM148 56H150V55H148ZM174 56H176V55H174ZM174 56H173V57H174ZM194 56H195V57H194ZM226 56H227V55H226ZM252 56H251V58H250L249 56H246V57L249 58V59L247 58L248 60L245 59V57H244V58H241V56H240V59H243L242 61H245V60H246L245 63L250 64V62H249L250 59H251V63H252V64H250V65H245V63H243V62L241 61L242 64H243L241 67L246 66V69H244L245 67L242 69V68L239 66V67H240L239 70L242 69L243 74L241 73V75H244L243 77H242L241 75H238V72H237L238 69H237L236 72H232V70H234V69H230V70H231V71H230V70H229V67H228V68H227V67L224 68V69H228V70H226V72H225L224 74L230 79V81H231L232 83H234V85H236V81H235V79H236L237 77H238V78H239V77H242V78L245 80V81H244V80L242 79L244 82L247 81V83L249 82L248 84H251L252 89L250 90V89L248 88L249 91L247 90L249 93H248L247 91H243V93H244V92H247V93H248V95H247L248 98H245L246 103L244 102V103H245V106H246L245 108H248V109H246V110H248L250 113L253 112V114H255L257 117H259L260 119H261V118L263 119V118H264V111H263L264 103H262V102H264V101H263L262 99H264V95H263V98H262V99H261V97H259L261 100H258L259 98H258L257 96H259V95L256 94V97L258 98V99H256V98H254V96H255L254 94H255V92L257 93V91L261 92L260 90H263V89H264V75H263V73H261V70H262V69L260 68V66H262V67L264 66V65H263V64H264V61L261 62V63H263V64H260V63H259L260 61L257 59L258 57L252 59ZM11 57H12V56H11ZM73 57H74V56H73ZM79 57H80V55H79ZM89 57H90V56H89ZM134 57H135V56H134ZM145 57L147 58V55H145ZM145 57L143 56V59H144ZM206 57H207V58H206ZM218 57H219V56H218ZM220 57H221V56H220ZM220 57H219V58H220ZM253 57H254V56H253ZM262 57H263V55H262ZM8 58H9V57H8ZM64 58H65V57H64ZM128 58H129V57H128ZM154 58H155V57H154ZM163 58H165V57H163ZM167 58H168V57H167ZM170 58H171V57H170ZM184 58H185V57H184ZM187 58H190V56L188 55V57L185 58L186 61H187ZM237 58H239V57H237ZM237 58H236V59H233V58H232V59H233V62H236V61H237ZM260 58H261V57H260ZM260 58H259V59H260ZM60 59H61V58H60ZM82 59H83V58H82ZM168 59H169V58H168ZM185 59H184V60H185ZM256 59H257V60H256ZM18 60H19V59H18ZM66 60H67V59H66ZM131 60H135V59H131ZM149 60H150V59L147 58V62H144V63H147V66H146V64H144V66L141 65L143 68L145 67V68H144L145 70L142 69L143 72L146 71V72H147V73L145 72L146 74H148V73L150 72V74L148 75V77H150V76L153 74L152 70L154 69V66L151 64L152 61L150 62ZM213 60H214V59H213ZM221 60H222V59H221ZM224 60H225V59H224ZM226 60H227V59H226ZM261 60H262V58H261ZM263 60H264V59H263ZM1 61H2V60H1ZM67 61H68V60H67ZM70 61H71V60H70ZM72 61H73V60H72ZM75 61H76V60H75ZM126 61H127V60H126ZM135 61H136V60H135ZM135 61H133V62H135ZM137 61H138V59H137ZM142 61H143V60H142ZM142 61H141V62L139 61V62H140L139 65L143 63ZM186 61H185V63H186ZM222 61H223V60H222ZM222 61H221V62H222ZM239 61H240V60H239ZM247 61H248L249 63H248ZM14 62H15V61H14ZM59 62H60V61H59ZM65 62H66V61H65ZM123 62H124V61H123ZM213 62H214V61H213ZM218 62H219V61H218ZM221 62H220V64H221ZM233 62H232V63H233ZM21 63H22V67H23V68H21V69H24L25 67H28V65H29V68L31 67V69H32L31 72L33 73V75H34L37 79H39V81H41L43 84H45L49 89H52V90L55 89V92H56V91H60V92L62 91V92L65 93V91H64V89H63V87H62V84H63L62 82H63V80H61V78L63 77L64 74L62 75V73H61L62 77L59 78L60 80L58 79V80L60 81V82H59L60 85H61V86H60L59 84L55 83V82L50 78V76H49L50 74H48V73L50 72L49 70H48V73H47V72L43 71L42 68L40 69L36 64H33V65L28 64V65L26 66V65H25L26 63H25V64H24L23 62H21ZM36 63H37V62H36ZM39 63H40V62H39ZM67 63H69V62H67ZM75 63H76V62H75ZM161 63H162V61H161ZM211 63H212V62H211ZM23 64L25 65V67H24ZM51 64H53V63L51 62ZM51 64H50V65H51ZM60 64H61V63H60ZM137 64H138V62H137ZM137 64H136V65H137ZM153 64H154V62H153ZM175 64H176V63H175ZM196 64H195V65H196ZM212 64H213V63H212ZM233 64H234V63H233ZM116 65H117V64H116ZM136 65H135V66H136ZM176 65H177V64H176ZM184 65H185V64H184ZM187 65H190V64H187ZM239 65H241V63H240ZM9 66H10V65H9ZM56 66H57V65H56ZM76 66H77V65H76ZM197 66H195V67H197ZM199 66H198V67H199ZM19 67H20V66H19ZM50 67H51V66H50ZM78 67H79V66H78ZM155 67L158 68L157 66H155ZM160 67H161V66H160ZM184 67H185V66H184ZM191 67H192V66H191ZM219 67H220V66H219ZM234 67H235V66H234ZM29 68H28V69L26 68V69L29 70ZM47 68H48V67H47ZM52 68H53V66H52ZM54 68H55V66H54ZM71 68H72V65H71ZM85 68H86V66H85ZM119 68H120V67H119ZM125 68H126V67H125ZM125 68H124V69H125ZM134 68H135V67H134ZM137 68H138V67H137ZM186 68H188V67H186ZM263 68H264V67H263ZM19 69H20V68H19ZM50 69H51V68H50ZM60 69H62V68H60ZM65 69H66V68H65ZM75 69H77V68H75ZM176 69H177V67H176ZM235 69H236V68H235ZM51 70H52V69H51ZM136 70H137V69H136ZM136 70H135V71H136ZM138 70H139V69H138ZM156 70H160V68H159V69H155V70H153V71H156ZM164 70H165V69H164ZM200 70H201V69H200ZM29 71H30V70H29ZM77 71H78V70H77ZM77 71H75V72H77ZM79 71H80V69H79ZM119 71H120V70H119ZM121 71H122V70H121ZM139 71H140V70H139ZM223 71H224V70H223ZM23 72H24V71H23ZM52 72H53V71H52ZM151 72H152V73H151ZM239 72H241V71H239ZM80 73H81V72H80ZM138 73H139V72H138ZM145 73H144V75H145ZM154 73H155V77L158 78V75H160L159 72L156 71V72H154ZM156 73H158V75H157ZM184 73H185V72H184ZM197 73H198V72H197ZM208 73H207V74H208ZM236 73H237V74H236ZM51 74H52V73H51ZM53 74H54V72H53ZM65 74H66V73H65ZM76 74H78V73H76ZM124 74H125V73H124ZM136 74H137V73H136ZM182 74H183V73H182ZM202 74H203V73H202ZM214 74H215V72H214ZM61 75H58V77L61 76ZM101 75H102V74H101ZM153 75H154V74H153ZM153 75H152L151 77H152V79L155 80V77H153ZM156 75H157V76H156ZM198 75H199V74H198ZM67 76H68V77H67V79H68V78H69V75H67ZM187 76H188V75H187ZM211 76H212V74H211ZM226 76H225V77H226ZM18 77H19V76H18ZM64 77H65V76H64ZM64 77H63V79H64V81H65L66 77H65V78H64ZM77 77H78V76H77ZM218 77H219V76H218ZM74 78H75V77H74ZM139 78H140V77H139ZM146 78H147V77H146ZM146 78H144V79H146ZM157 78H156V79H157ZM212 78H213V77H212ZM228 78H227L226 80H228ZM18 79H19V78H18ZM18 79H16V81H17ZM69 79H70V78H69ZM71 79H72V78H71ZM127 79H128V78H127ZM134 79H135V78H134ZM141 79H142V78H141ZM147 79H148V78H147ZM152 79H151V80H152ZM159 79L161 80V78H158L157 81H159ZM174 79H175V78H174ZM202 79H203V78H202ZM240 79H241V78H240ZM28 80H29V79H28ZM82 80H83V79H82ZM129 80H130V79H129ZM138 80H139V79H138ZM149 80H150V78H149ZM151 80H150V82H151ZM191 80H193V79H191ZM200 80H201V79H200ZM204 80H205V79H204ZM207 80H208V79H207ZM238 80H239V79H238ZM242 80H239V81H241L240 83L243 84L244 82H243ZM66 81H67V80H66ZM66 81H65V83H66ZM73 81H74V80H73ZM83 81H84V80H83ZM93 81H94V80H93ZM152 81H153V80H152ZM157 81H154V82H156V83H154V82H153V83H154V84H157ZM20 82H21V81H20ZM28 82H29V81H28ZM71 82H72V80H71ZM71 82H70V83L67 82L66 84L64 83V85L68 87V90L71 92V94H76V93L78 92V89H77V88H78V87L80 88V86L78 85V87H77V86L74 85L76 82H75L74 84L71 83ZM100 82H101V81H100ZM120 82H121V81H120ZM133 82H134V81H133ZM135 82H136V81H135ZM142 82H144V81H142ZM145 82H146V80H145ZM161 82H162V80H161ZM216 82H217V81H216ZM228 82H229V81H228ZM34 83H35V82H34ZM77 83H78V82H77ZM139 83H140V82H139ZM147 83H149V82H147ZM147 83H146V84H147ZM153 83L151 82V85H152ZM192 83H193V82H192ZM211 83H212V82H211ZM225 83H226V82H225ZM247 83H246V85H247ZM20 84H21V83H20ZM69 84L71 85V87H69V86H70ZM120 84H121V83H120ZM134 84H135V83H134ZM158 84L160 85V81H159ZM163 84H164V83H163ZM163 84H162V85H163ZM221 84H222V83H221ZM227 84H228V83H227ZM237 84L239 85V83H237ZM242 84H240V85H242ZM36 85H37V84H36ZM64 85H63V86H64ZM68 85H69V86H68ZM76 85H77V84H76ZM159 85H158V86H159ZM162 85H161V86H162ZM164 85H165V84H164ZM217 85H218V84H217ZM39 86H40V85H39ZM91 86H92V85H91ZM135 86H136V85H135ZM149 86H150V85H149ZM214 86H215V85H214ZM228 86H229V85H228ZM242 86H244V84H243ZM44 87H45V86H43V88H44ZM84 87H85V86H84ZM86 87H87V86H86ZM131 87H132V86H131ZM131 87H130V88H131ZM151 87H153V86H151ZM173 87H174V86H173ZM194 87H195V86H194ZM240 87H241V86H240ZM31 88H32V87H31ZM81 88H82V87H81ZM88 88H89V87H88ZM88 88H87V89H88ZM138 88H139V87H138ZM143 88H144V87H143ZM148 88H149V87H148ZM195 88H196V87H195ZM199 88H200V87H199ZM245 88H246V86H245ZM19 89H20V88H19ZM34 89H35V88H34ZM66 89H67V88H66ZM176 89H177V88H176ZM17 90H18V89H17ZM46 90H47V89H46ZM46 90H44V91H46ZM96 90H97V89H96ZM143 90H144V89H143ZM146 90H147V89H146ZM232 90H233V89H232ZM33 91H34V90H33ZM47 91H48V90H47ZM122 91H123V90H122ZM129 91H131V90H129ZM162 91H163V90H162ZM228 91H229V90H227V91H225V92L227 93ZM234 91H235V90H234ZM234 91H232V92H234ZM41 92H42V91H41ZM52 92H53V91H52ZM171 92H172V91H171ZM173 92H174V90H173ZM29 93H30V92H29ZM146 93H147V92H146ZM163 93H164V92H163ZM165 93H166V92H165ZM177 93H178V92H177ZM179 93H180V92H179ZM230 93H231V92H230ZM235 93H236V92H235ZM261 93H262V92H261ZM46 94H47V93H46ZM95 94H96V93H95ZM170 94H171V93H170ZM245 94H246V93H245ZM258 94H260V93H258ZM146 95H147V94H146ZM159 95H160V94H159ZM227 95H228V94H227ZM227 95H226V96H227ZM232 95H233V94H232ZM242 95H243V94H242ZM242 95H241V96H242ZM253 95H254V96H253ZM260 95H262V94H260ZM38 96H39V95H38ZM90 96H91V95H90ZM133 96H134V95H133ZM148 96H149V95H148ZM156 96H157V95H156ZM156 96H155V97H156ZM199 96H200V95H199ZM205 96H206V94H205ZM239 97H240V94H239ZM245 97H246V96H245ZM74 98H75V97H74ZM78 98H79V97H78ZM78 98H77V99H78ZM136 98H137V97H136ZM165 98H166V97H165ZM178 98H179V97H178ZM213 98H214V97H213ZM240 98H241V97H240ZM66 99H67V98H66ZM148 99H149V98H148ZM208 99H209V98H208ZM246 99L248 100V102H247ZM25 100H26V99H25ZM103 100H104V99H103ZM105 100H106V99H105ZM134 100H135V99H134ZM145 100H146V99H145ZM151 100H152V102H151ZM154 100H155V99H154ZM236 100H237V99H236ZM66 101H67V100H66ZM79 101H80V100H79ZM79 101H78V102H79ZM97 101H98V100H97ZM97 101H96V102H97ZM136 101H137V100H136ZM138 101H139V100H138ZM146 101H148V100H146ZM170 101H172V100H170ZM187 101H188V100H187ZM190 101H191V100H190ZM209 101H210V100H209ZM212 101H213V99H212ZM228 101H229V100H228ZM259 101H261V102H259ZM76 102H77V101H76ZM108 102H109V101H108ZM123 102H124V101H123ZM126 102H127V100H126ZM141 102H142V101H141ZM149 102H151V104H150ZM149 102H148L149 107H150L149 110H151L150 112H151L152 114H151V113H150V114L153 116L152 119L155 120L154 123L156 122V123H157L156 125H158V123H159L160 125L163 123L162 125L165 126L166 124H164V121H165L164 119L169 118V117L167 116L169 113L166 111V112L168 113V114H166V112L164 113V108L161 109V106H162V105L165 106V105H164V104H161V103H158V102H160V101H158V102H154V101H153V98L150 99ZM195 102H196V101H195ZM238 102H239V100H238ZM240 102H241V101H240ZM240 102H239V104H240ZM242 102H243V101H242ZM54 103H56V102H54ZM70 103H71V102H70ZM206 103H207V102H206ZM244 103H243V104H244ZM247 103H248V104H247ZM260 103H262L263 106H261ZM67 104H68V103H67ZM130 104H131V103H130ZM132 104H133V103H132ZM159 104H161V106H160ZM187 104H189V102H188ZM51 105H52V104H51ZM80 105H81V103H80ZM225 105H226V104H225ZM247 105H248V107H247ZM61 106H62V105H61ZM71 106H72V105H71ZM191 106H192V105H191ZM241 106H242V105H241ZM69 107H70V106H69ZM99 107H100V106H99ZM132 107H133V106H132ZM189 107H190V105L188 106V108H189ZM239 107H240V106H239ZM239 107H238V108H239ZM243 107H244V106H243ZM261 107H263V108L261 109ZM59 108H60V107H59ZM61 108H62V107H61ZM70 108H71V107H70ZM81 108H82V107H81ZM91 108H92V107H91ZM182 108H184V107H182ZM241 108H242V107H241ZM245 108H244V109H245ZM54 109H55V108H54ZM64 109H65V108H64ZM96 109H97V108H96ZM104 109H105V108H104ZM106 109H107V108H106ZM106 109H105V110H106ZM119 109H120V108H119ZM128 109H129V108H128ZM136 109H137V108H136ZM203 109H204V108H203ZM227 109H228V107H227ZM239 109H240V108H239ZM244 109H240V112H241V110H242V112H243ZM56 110H57V109H56ZM78 110H79V109H78ZM146 110H147V109H146ZM172 110H173V109H172ZM222 110H223V109H222ZM230 110H231V109H230ZM168 111H169V110H168ZM59 112H60V111H59ZM62 112H63V111H62ZM138 112H139V111H138ZM140 112H141V111H140ZM178 112H179V111H178ZM184 112H185V111H184ZM245 112H246V111H245ZM74 113H75V112H74ZM87 113H88V112H87ZM89 113H90V112H89ZM128 113H129V112H128ZM135 113H136V112H135ZM148 113H149V112H148ZM181 113H182V112H181ZM181 113H180V114H181ZM209 113H210V112H209ZM236 113H237V112H236ZM243 113H244V112H243ZM243 113H240V114L243 115ZM246 113H247V112H246ZM180 114H179V115H180ZM227 114H228V113H227ZM237 114H239V113H237ZM46 115H47V114H46ZM64 115H65V113H64ZM75 115H76V114H75ZM89 115H90V114H89ZM100 115H101V113H100ZM104 115H105V114H104ZM141 115H142V114H141ZM170 115H171V114H170ZM255 115H254V116H255ZM39 116H40V115H39ZM41 116H42V115H41ZM73 116H74V115H73ZM92 116H95V115L92 114ZM129 116H130V115H129ZM131 116H132V115H131ZM171 116H172V115H171ZM171 116H170V117H171ZM173 116H174V115H173ZM173 116H172V117H173ZM181 116H182V115H181ZM194 116H195V115H194ZM210 116H211V115H210ZM58 117H59V116H58ZM87 117H88V116H87ZM87 117H86V118L83 117V118L87 119ZM95 117H97V116H95ZM110 117H111V116H110ZM137 117H138V116H137ZM172 117H171V120H172L171 122H170V119H169V122H170L171 124H173L172 122L174 121V120H173L174 117H173V118H172ZM185 117H186V116H185ZM215 117H216V116H215ZM225 117H226V116H225ZM250 117H252V116L250 115ZM90 118H92V117H90ZM93 118H94V117H93ZM128 118H129V117H128ZM200 118H201V117H200ZM254 118H255V117H254ZM20 119H21V118H20ZM55 119H57V118H55ZM59 119H60V118H59ZM85 119H84V120H85ZM95 119H96V118H95ZM105 119H106V118H105ZM129 119H130V118H129ZM152 119H151V120H152ZM174 119H175V118H174ZM245 119H246V117H245ZM250 119H251V118H250ZM260 119H259V120H260ZM262 119H261V120H262ZM36 120H37V119H36ZM49 120H50V119H49ZM92 120H93V119H92ZM101 120H102V119H101ZM123 120H124V119H123ZM133 120H134V119H133ZM180 120H181V119H180ZM211 120H212V119H211ZM248 120H249V119H248ZM248 120H247V122H249ZM253 120H254V119H253ZM257 120H258V118H257ZM263 120H264V119H263ZM263 120H262V121H263ZM25 121H26V119H25ZM45 121H46V120H45ZM81 121H82V120H81ZM90 121H91V120H90ZM97 121H98V120H97ZM97 121H96V122H97ZM107 121H108V120H107ZM147 121H148V120H147ZM190 121H191V120H190ZM245 121H246V120H245ZM69 122H71V121H69ZM93 122H94V120H93ZM96 122H95V123H96ZM111 122H112V121H111ZM166 122L168 123V119L166 120ZM229 122H230V121H229ZM79 123H80V122H79ZM95 123H94V124H95ZM103 123H104V122H103ZM192 123H193V122H192ZM206 123H207V122H206ZM256 123H258V121H257ZM69 124H70V123H69ZM88 124H89V123H88ZM104 124H105V123H104ZM113 124H114V123H113ZM133 124H134V123H133ZM146 124H147V123H146ZM188 124H189V123H188ZM253 124H255V123H253ZM258 124H259V123H258ZM258 124H257V125H258ZM82 125H83V123H82ZM95 125H97V124H95ZM117 125H118V124H117ZM153 125H154V124H153ZM189 125H191V124H189ZM211 125H212V124H211ZM251 125H252V124H251ZM22 126H23V125H22ZM22 126H20V127H22ZM24 126H25V125H24ZM32 126H33V125H32ZM89 126H90V125H89ZM98 126H100V124H99ZM98 126H97V127H98ZM105 126H106V125H105ZM108 126H109V125H108ZM171 126H172V125H171ZM171 126H168V127H169L168 130H170V127H171ZM254 126H255V125H254ZM254 126H253V127H254ZM258 126H259V125H258ZM42 127H43V126H42ZM45 127H46V126H45ZM57 127H58V126H57ZM68 127H69V126H68ZM109 127H110V126H109ZM127 127H128V126H127ZM138 127H139V126H138ZM138 127H137V128H138ZM158 127H159V126H158ZM165 127H167V125H166ZM165 127H163V128H165ZM212 127H213V126H212ZM214 127H215V126H214ZM226 127H227V126H226ZM48 128H49V127H48ZM74 128H75V127H74ZM74 128H73V129H74ZM83 128H84V127H83ZM103 128H104V127H103ZM115 128H117V127H115ZM149 128H151V127L149 126ZM160 128H161V127H160ZM163 128H161L160 130H162ZM186 128H187V127H186ZM196 128H197V127H196ZM218 128H219V127H218ZM218 128H217V129H218ZM255 128H257V127H255ZM259 128H260V126H259ZM259 128H258V129H259ZM262 128H263V127H262ZM31 129H32V128H31ZM129 129H130V128H129ZM213 129H215V128H213ZM242 129H244V128L242 127ZM20 130H21V129H20ZM42 130H43V129H42ZM42 130H41V131H42ZM46 130H47V129H46ZM49 130H50V129H49ZM81 130H82V129H81ZM83 130H84V129H83ZM120 130H121V129H119V131H120ZM157 130H158V129H157ZM157 130L155 129V132H154V133L158 132ZM165 130H166V129H165ZM165 130H164V131L162 130V131H159V132H158V133H160V132L162 133V132H163L162 135L164 134V135H163L164 138H166V137H167L166 135H169V133L171 134V132H172V133L177 132V131H174V132H173V131H170V132H168V134H165ZM168 130H167V131H168ZM172 130H173V129H172ZM259 130H260V129H259ZM22 131H23V130H22ZM53 131H54V130H53ZM76 131H77V130H76ZM86 131H87V130H86ZM93 131H94V130H93ZM103 131H105V130H103ZM111 131H112V130H111ZM149 131H150V130H149ZM226 131H227V130H226ZM12 132H13V131H12ZM27 132H28V131H27ZM37 132H38V131H37ZM70 132H71V131H70ZM77 132H78V131H77ZM34 133H35V132H34ZM56 133H57V131H56ZM59 133H60V132H59ZM68 133H69V132H68ZM75 133H76V132H75ZM91 133H92V132H91ZM225 133H226V132H225ZM77 134H78V133H77ZM104 134H105V133H104ZM115 134H116V133H115ZM145 134H146V133H145ZM174 134H175V133H174ZM182 134H184V133H182ZM204 134H205V133H204ZM52 135H53V134H52ZM52 135H51V137H52ZM56 135H57V134H56ZM59 135H60V134H59ZM81 135H82V134H81ZM83 135H84V134H83ZM111 135H112V134H111ZM151 135H152V134H151ZM176 135H177V133H176ZM225 135H226V134H225ZM231 135H232V134H231ZM22 136H23V135H22ZM34 136H35V135H34ZM36 136H37V134H36ZM46 136H47V135H46ZM139 136H140V135H139ZM158 136H159V135H158ZM171 136H172V135H171ZM171 136L169 135L168 138H170ZM187 136H188V135H187ZM193 136H194V135H193ZM259 136H260V135H259ZM17 137H18V136H17ZM26 137H27V136H26ZM38 137H39V136H38ZM59 137H60V136H59ZM92 137H93V136H92ZM113 137H114V136H113ZM173 137H174V136H173ZM223 137H224V136H223ZM41 138H42V137H41ZM47 138H48V136H47ZM47 138H46V140H47ZM86 138H87V137H86ZM93 138H94V137H93ZM103 138H104V136H103ZM129 138H130V137H129ZM168 138L165 139V142H167V141L170 142L171 139H168ZM174 138H175V139H174ZM174 138L172 139V141H176V140H177L176 137H174ZM178 138L181 139V136H179ZM182 138H183V137H182ZM186 138H187V137H186ZM217 138H218V137H217ZM233 138H234V137H233ZM112 139H113V138H112ZM147 139H148V138H147ZM158 139H159V138H158ZM167 139H168V140H167ZM16 140H17V139H16ZM48 140H49V139H48ZM54 140H55V139H54ZM153 140H154V139H153ZM155 140H156V139H155ZM181 140H182V139H181ZM261 140H262V139H261ZM19 141H20V140H19ZM21 141H22V140H21ZM34 141H35V140H34ZM41 141H42V140H41ZM76 141H77V140H76ZM97 141H98V140H97ZM105 141H106V140H105ZM105 141H104V142H105ZM116 141H117V140H116ZM135 141H136V140H135ZM204 141H205V140H204ZM257 141H258V140H257ZM42 142H43V141H42ZM46 142H47V141H46ZM59 142H60V141H59ZM118 142H119V141H118ZM146 142H147V141H146ZM154 142H155V141H153V143H154ZM182 142H183V143H182ZM182 142L179 140L178 145H179L180 147L177 145V146H178V147H177V151H179V152H182L181 149H183V148H184L183 146H185V143H184L183 140H182ZM28 143H29V142H28ZM33 143H34V142H33ZM35 143H36V142H35ZM111 143H112V142H111ZM134 143H135V142H134ZM142 143H143V142H142ZM153 143H152V145H153ZM156 143H158V141H157ZM160 143H161V142H160ZM167 143H168V142H167ZM173 143H174V142H173ZM173 143L170 142V145L173 144ZM194 143H195V142H194ZM236 143H237V142H236ZM258 143H259V142H258ZM29 144H30V143H29ZM164 144H165V143H163V145H164ZM168 144H169V143H168ZM183 144H184V145H183ZM203 144H205V143H203ZM245 144H246V143H245ZM247 144H248V143H247ZM21 145L24 146L23 144H21ZM32 145H33V144H32ZM75 145H76V144H75ZM117 145H118V144H117ZM150 145H151V143H150ZM160 145H162V144H160ZM173 145H174V144H173ZM193 145H194V144H193ZM193 145H192V147H193ZM39 146H40V145H39ZM46 146H47V145H46ZM105 146H106V145H105ZM115 146H116V145H115ZM153 146H155V145H153ZM181 146H182L183 148H181ZM194 146H195V145H194ZM208 146H209V145H208ZM229 146H230V145H229ZM81 147H82V146H81ZM167 147H168V146H165V147H164V146H163V147H162V146H156V147H155V150H156L157 153H159L158 155H162V156H163V158H164V162H165V164H166V165L164 164V166L166 167V168H165V167H164V168L167 169V170H166L167 172L169 171V173H168L169 176H170L171 174H172L171 177H173V175L175 176V177H174V180H175L176 175H178V174L180 175V173L177 172V171H178V170H177L178 167L181 166V169H182V167H183L185 164H184V165H183V163H182V164H179L178 167H177V169H176L177 171H175V168H176V166H177L179 160L176 159V161H177V160H178V161L175 162V163H177V164L175 165V163H174V159H175V158H174V156H175V155H174V150H173V152H172L173 154L170 153V151H172L171 149H172L173 147H172V145L169 146L170 148H168V150H167ZM171 147H172V148H171ZM187 147H188V146H187ZM197 147H198V146H197ZM232 147H233V146H232ZM240 147H241V146H240ZM18 148H19V146H18ZM23 148H24V147H23ZM42 148H43V147H42ZM45 148H46V147H45ZM67 148H68V147H67ZM67 148H66V149H67ZM99 148H100V147H99ZM178 148H179V150H178ZM180 148H181V149H180ZM193 148H194V147H193ZM195 148H196V147H195ZM217 148H218V147H217ZM36 149H37V148H36ZM38 149H39V148H38ZM55 149H56V148H55ZM72 149H73V148H72ZM93 149H94V148H93ZM97 149H98V148H97ZM124 149H125V148H124ZM169 149H170V151H169ZM173 149H175V152L178 153V152L176 151L175 145H174V148H173ZM214 149H215V148H214ZM225 149H226V148H225ZM20 150H24V149H20ZM20 150H19V151H20ZM26 150H28V149H26ZM46 150H47V149H46ZM76 150H77V149H76ZM89 150H90V149H89ZM98 150H99V149H98ZM185 150H186V152H185ZM189 150H190V149H189ZM210 150H211V149H210ZM216 150H217V149H216ZM233 150H234V149H233ZM253 150H255V149H253ZM253 150H252V151H253ZM37 151H38V150H37ZM95 151H96V150H95ZM143 151H144V150H143ZM167 151H169V153H168ZM183 151H184V152H182V154H183V153L186 154V155L188 154V155L190 156V157L188 156L189 158L192 157V154L190 155V154H189L190 152L188 153V149L186 148V146H185V148L183 149ZM192 151H194V149H193ZM8 152H9V151H8ZM26 152H27V151H26ZM28 152H29V151H28ZM43 152H44V151H43ZM45 152H46V151H45ZM48 152H49V151H48ZM48 152H47V153H48ZM55 152H56V151H55ZM61 152H62V151H61ZM68 152H69V151H67V153H68ZM70 152H71V151H70ZM92 152H94V151H92ZM145 152H146V151H145ZM217 152H218V151H217ZM235 152H236V151H235ZM247 152H248V151H247ZM15 153H16V152H15ZM47 153H46V154H47ZM63 153L65 154V152H63ZM86 153H87V152H86ZM97 153H98V152H97ZM122 153H123V152H122ZM140 153H141V152H140ZM191 153H192V152H191ZM200 153H201V152H200ZM262 153H263V152H262ZM19 154H21V153H19ZM24 154H25V153H24ZM26 154H27V153H26ZM54 154H55V153H54ZM57 154H58V153H57ZM73 154H74V153H73ZM81 154H82V153H81ZM101 154H102V153H101ZM112 154H113V153H112ZM179 154H180V153H179ZM196 154H197V153H196ZM215 154H216V153H215ZM224 154H225V153H224ZM41 155L43 156L42 153H41ZM50 155H51V154H49L48 156H50ZM55 155H56V154H55ZM114 155H115V154H114ZM176 155H177V154H176ZM194 155H195V154H194ZM194 155H193V156H194ZM204 155H205V154H204ZM22 156H24V155H22ZM59 156H60V155H59ZM61 156H62V155H61ZM80 156H81V155H80ZM91 156H92V155H91ZM178 156H180V155H177V158H178ZM29 157H30V156H29ZM50 157H51V156H50ZM54 157H55V156H54ZM72 157H73V156H72ZM117 157H118V156H117ZM175 157H176V156H175ZM181 157H182V156H181ZM204 157H205V156H204ZM206 157H207V156H206ZM223 157H224V156H223ZM51 158H52V157H51ZM59 158H60V157H59ZM101 158H104V157L102 156ZM106 158H107V157H106ZM108 158H109V157H108ZM184 158H185V157H184ZM186 158H187V157H186ZM186 158H185V159H186ZM19 159H20V158H19ZM30 159H31V158H30ZM30 159H29V160H30ZM65 159H66V158H65ZM77 159H78V158H77ZM133 159H134V158H133ZM179 159H180V158H179ZM192 159H194V157H193ZM196 159H197V158H196ZM27 160H28V159H27ZM51 160H52V159H51ZM66 160H67V159H66ZM71 160H72V159H71ZM136 160H137V159H136ZM183 160H184V159H182V161H181V159H180L181 162H183ZM227 160H228V159H227ZM254 160H255V159H254ZM19 161H20V160H19ZM73 161H74V160H73ZM106 161H107V160H106ZM188 161L190 162L189 159H188ZM228 161H229V160H228ZM228 161H227V162H228ZM11 162H12V161H11ZM31 162H32V161H31ZM33 162H34V160H33ZM67 162H68V161H67ZM86 162H87V161H86ZM136 162H137V161H136ZM184 162L186 163L187 160H185ZM192 162L194 163L193 160H192ZM196 162H197V161H196ZM196 162H195V163H196ZM240 162H241V161H240ZM56 163H57V162H56ZM56 163H55V164H56ZM111 163H112V162H111ZM139 163H140V162H139ZM142 163H143V162H142ZM179 163H180V162H179ZM193 163H191V165H190V164H188V162H187V163H186L187 165L184 166V167L186 168V171L184 170V169H185V168H184V169H182V170H179V172H180V171L183 172V170H184L185 175L188 174V175H191V177H192V175H195L196 173L198 174V172L200 173V171H195V170H197V169L195 168L197 164L194 165ZM235 163H236V162H235ZM2 164H3V163H2ZM50 164H51V163H50ZM112 164H113V163H112ZM115 164H116V163H115ZM143 164H144V163H143ZM161 164H162V163H161ZM192 164H193L195 167L192 166ZM217 164H218V163H217ZM19 165H20V164H19ZM31 165H32V164H31ZM44 165H46V164H44ZM44 165H43V167H44ZM89 165H90V164H89ZM94 165H96V164H94ZM94 165H93V166H94ZM145 165H147V164H145ZM152 165H153V164H152ZM199 165H200V164H199ZM199 165H198V166H199ZM21 166H23V165H21ZM49 166H50V165H49ZM49 166H48V167H49ZM96 166H97V165H96ZM129 166H130V165H129ZM135 166H136V165H135ZM198 166H197V167H198ZM219 166H220V164H219ZM14 167H15V166H14ZM48 167H47V168H48ZM78 167H79V166H78ZM131 167H132V166H131ZM152 167H153V166H152ZM201 167H202V166H201ZM247 167H248V166H247ZM23 168H24V167H23ZM32 168L34 169V167H32ZM45 168H46V167H45ZM64 168H65V167H64ZM66 168H67V167H66ZM85 168H87V165H86ZM158 168H159V167H158ZM216 168H218V167H216ZM219 168H220V170H221V167H219ZM222 168H223V167H222ZM256 168H257V167H256ZM38 169H39V168H38ZM76 169H77V168H76ZM91 169H93V168H91ZM103 169H104V168H103ZM114 169H115V168H114ZM149 169H150V168H149ZM165 169H164V170H165ZM194 169H195V170H194ZM198 169H199V168H198ZM200 169H201V168H200ZM202 169H203V168H202ZM202 169H201V170H202ZM205 169H206V168H205ZM213 169H214V168H213ZM241 169H242V168H241ZM8 170H9V169H8ZM12 170H13V169H12ZM12 170H11V171H12ZM28 170H29V169H28ZM36 170H37V168H36ZM53 170H54V169H53ZM65 170H66V169H65ZM136 170H137V169H136ZM206 170H207V169H206ZM220 170H219V172H220ZM237 170H238V169H237ZM77 171H78V169H77ZM89 171H90V170H89ZM92 171H94V170H92ZM127 171H128V170H127ZM132 171H133V170H132ZM166 171H165V172H166ZM202 171H203V170H202ZM216 171H217V170H216ZM221 171H223V170H221ZM0 172H1V171H0ZM7 172H8V171H7ZM19 172H20V171H19ZM109 172H110V171H109ZM128 172H129V171H128ZM154 172H155V171H154ZM174 172L176 173V175H175ZM184 172H183V173H184ZM195 172H196V173H195ZM203 172H205V171H203ZM207 172H209V171H207ZM217 172H218V171H217ZM217 172L214 171V172H212V173H215V174H216ZM227 172H228V171H227ZM259 172H260V171H259ZM37 173H38V171H37ZM70 173H71V172H70ZM97 173H98V171H97ZM105 173H106V171H105ZM136 173H137V172H136ZM155 173H156V172H155ZM161 173H162V172H161ZM170 173H171V174H170ZM177 173H178V174H177ZM186 173H187V174H186ZM193 173H194V174H193ZM205 173H206V172H205ZM205 173H202V174H205ZM222 173H223V172H222ZM229 173H230V172H229ZM248 173H249V172H248ZM21 174H22V173H21ZM48 174H49V172H48ZM72 174H73V173H72ZM85 174H86V173H85ZM93 174H94V173H93ZM110 174H111V173H110ZM112 174H113V173H112ZM165 174H167V173H165ZM181 174H182V173H181ZM197 174H196V176H194L195 178L197 177ZM200 174H201V173H200ZM202 174H201V175H202ZM206 174H209V173H206ZM237 174H238V173H237ZM241 174H242V173H241ZM255 174H256V173H255ZM263 174H264V173H263ZM50 175H51V174H50ZM50 175H49V177H50ZM95 175H96V174H95ZM99 175H100V174H99ZM102 175H103V174H102ZM152 175H153V174H152ZM182 175H183V174H182ZM182 175H180V176H182ZM185 175H184L183 178L186 177ZM198 175H199V174H198ZM201 175H200V176H201ZM211 175H212V174H209V176H211ZM216 175L219 176V175H221V174L219 173V175H218V174H216ZM216 175H215V176H216ZM245 175H246V174H245ZM247 175H248V174H247ZM46 176H47V175H46ZM51 176H52V175H51ZM127 176H128V175H127ZM138 176H139V175H138ZM145 176H146V175H145ZM147 176H148V175H147ZM166 176H167V175H166ZM204 176H205V175H204ZM206 176H208V175H206ZM206 176H205V177H206ZM221 176H222V175H221ZM2 177H3V176H2ZM43 177H44V176H43ZM111 177H112V176H111ZM139 177H141V175H140ZM187 177L189 178V176H187ZM187 177H186V178H187ZM201 177H203V175H202ZM201 177H200V178H201ZM228 177H229V176H228ZM256 177H257V176H256ZM4 178H5V177H4ZM37 178H39V176H38ZM40 178H41V177H40ZM109 178H110V177H109ZM188 178H187V179H188ZM195 178H191V179H195ZM203 178H204V177H203ZM203 178H202V179H203ZM212 178H213V177H212ZM226 178H227V177H226ZM70 179H71V177H70ZM76 179H77V178H76ZM89 179H90V178H89ZM156 179H157V178H156ZM167 179H168V178H167ZM179 179H182V178L179 177ZM179 179L177 178L176 180H179ZM189 179H190V178H189ZM198 179H199V177H198ZM198 179H197V180H198ZM207 179H209V177H208ZM207 179L204 178V180H206V181H204V182H207V181L209 182V180H207ZM215 179H216V177H215ZM222 179H223V178H222ZM222 179H221V180H222ZM234 179H235V178H234ZM247 179H248V178H247ZM1 180H2V179H1ZM84 180H85V179H84ZM92 180H93V179H92ZM109 180H111V179H109ZM148 180H149V179H148ZM150 180H151V179H150ZM163 180H164V179H163ZM182 180H183V179H182ZM244 180H245V179H244ZM9 181H10V179H9ZM16 181H17V179H16ZM95 181H96V180H95ZM130 181H131V180H130ZM135 181H136V180H135ZM185 181H186L185 185H187V187H188V185L193 186L192 182L195 183V182H194L195 180H194V181H192V180L189 181V180H188V184H187V180H186V179H185ZM185 181L183 180V182H185ZM200 181H201V180H200ZM212 181H214V180L212 179ZM219 181H220V180H219ZM235 181H236V180H235ZM245 181H246V180H245ZM252 181H253V180H252ZM256 181H257V180H256ZM261 181H262V180H261ZM0 182H1V181H0ZM4 182H5V181H4ZM31 182H32V181H31ZM41 182H42V181H41ZM88 182H89V181H88ZM137 182H138V181H137ZM217 182H218V181H217ZM217 182H216V183H217ZM246 182H247V181H246ZM249 182H250V181H249ZM25 183H26V182H25ZM42 183H43V182H42ZM55 183H56V182H55ZM84 183H86V182H84ZM109 183H110V182H109ZM179 183H180V181H179ZM190 183H191L192 185H191ZM199 183H200V182H198V184H199ZM202 183H203V180H202ZM212 183H213V182H212ZM212 183H211V184H212ZM216 183H215V181H214L213 184L217 185ZM223 183H224V182H223ZM236 183H237V182H236ZM256 183H257V182H256ZM2 184H3V183H2ZM20 184H21V183H20ZM71 184H72V183H71ZM93 184H94V183H93ZM135 184H136V183H135ZM141 184H142V182H141ZM173 184H174V183H173ZM180 184H181V183H180ZM182 184H183V183H182ZM195 184H196V186H197V183H195ZM203 184H204V183H203ZM207 184H208V183H207ZM207 184H204V185H207ZM231 184H233V183H231ZM238 184H239V182H238ZM248 184H249V183H248ZM252 184H253V183H252ZM10 185H11V184H10ZM14 185H15V184H14ZM14 185H13V186H14ZM32 185H34V184H32ZM76 185H77V183H76ZM83 185H84V184H83ZM155 185L157 186L158 184L156 183ZM176 185H178V184H176ZM200 185H201V184L198 185L199 187L197 186L198 189L201 188V187H203V186H200ZM208 185H209V184H208ZM208 185H207V186H208ZM215 185H214V186L212 185L213 189H214ZM242 185H243V184H242ZM263 185H264V184H263ZM2 186H4V185H2ZM143 186H144V185H143ZM178 186H179V185H178ZM181 186H183V185H181ZM181 186H180V187H181ZM209 186H210V185H209ZM224 186H226V185H224ZM232 186H233V185H232ZM7 187H8V186H7ZM10 187H11V186H10ZM10 187H9V188H10ZM14 187H15V186H14ZM18 187H19V186H18ZM25 187H27V186H25ZM32 187H33V186H32ZM34 187H36V186L34 185ZM125 187H126V186H125ZM160 187H161V185H160ZM172 187H174V186H172ZM180 187H179V188H180ZM193 187H194V186H193ZM197 187H196V188H197ZM212 187H211V189H212ZM216 187H217V186H216ZM219 187H220V186H219ZM238 187H239V186H238ZM254 187H255V186H254ZM261 187H262V186H261ZM121 188H122V187H121ZM121 188H120V189H121ZM132 188H133V187H132ZM148 188H149V186H148ZM169 188H170V187H169ZM189 188H190V187H189ZM204 188H208V187L205 186ZM204 188H203V189H204ZM217 188H218V187H217ZM176 189H177V188H176ZM184 189H185V188H184ZM194 189H195V187H194ZM213 189L210 190V189L208 188V189H206L205 191L209 192V190H210V191H215V193H216V190H218V189H214V190H213ZM221 189H222V187H221ZM241 189H242V188H241ZM257 189H258V188H257ZM5 190H6V189H5ZM16 190H18V189H16ZM26 190H27V189H26ZM37 190H38V189H37ZM53 190H54V189H53ZM144 190H145V189H144ZM161 190H162V189H160V191H161ZM173 190H174V189H173ZM185 190H187V189H185ZM195 190H196V189H195ZM225 190H226V189H225ZM230 190H231V189H230ZM237 190H239V189H237ZM7 191H8V190H7ZM133 191H134V190H133ZM139 191H140V190H139ZM160 191H159V192H160ZM191 191H192V190H191ZM205 191H204V193H205ZM226 191H227V190H226ZM228 191H229V190H228ZM249 191H250V190H249ZM17 192L20 193V191H17ZM54 192H55V191H54ZM122 192H123V191H122ZM141 192H142V191H141ZM184 192H186V193H187V192L190 193L189 190H188V191H183L182 193H184ZM193 192H194V191H193ZM198 192H199V191H198ZM241 192H242V191H241ZM255 192H256V191H255ZM21 193H22V192H21ZM24 193H25V192H24ZM24 193H23V194H24ZM131 193H132V192H131ZM157 193H158V192H157ZM166 193H167V192H166ZM179 193H180V191H179ZM195 193H196V192H195ZM209 193H210V192H209ZM215 193H214V194L211 193V194L215 195ZM218 193H219V191H218ZM218 193H216V194H218ZM236 193H237V192H236ZM10 194H11V193H10ZM13 194H14V193H13ZM40 194H41V193H40ZM54 194H55V193H54ZM54 194H53V195H54ZM68 194H69V193H68ZM77 194H78V193H77ZM122 194H123V193H122ZM152 194H153V193H152ZM192 194H193V193H192ZM199 194L201 195V193H199ZM199 194H198V195H199ZM219 194H220V193H219ZM227 194H228V193H227ZM8 195H9V194H8ZM26 195H29V194L27 193ZM26 195L24 196L25 201H26V199L29 200V199L31 198V197L29 198V197L26 196ZM98 195H99V194H98ZM101 195H102V194H101ZM114 195H115V194H114ZM129 195H130V194H129ZM184 195H185V194H184ZM190 195H191V194H190ZM255 195H256V194H255ZM86 196H87V195H86ZM163 196H164V195H162V197H163ZM167 196H168V195H167ZM229 196H230V195H229ZM10 197H11V196H10ZM10 197H9V198H10ZM12 197H13V196H12ZM17 197H18V196H17ZM17 197H16V198H17ZM27 197H28V198H27ZM146 197H147V196H146ZM150 197H151V196H150ZM173 197H174V196H173ZM186 197H189L191 200H192V198H193V199H196L197 201L199 200L198 198H200L199 196L196 198V196H195V197H192V196H189L188 194H186ZM201 197H202V196H201ZM219 197H221V196H219ZM259 197H260V196H259ZM13 198H14V197H13ZM24 198H23V196H22V199H24ZM32 198H33V197H32ZM96 198H97V197H96ZM144 198H145V197H144ZM153 198H154V197H153ZM169 198H170V196L168 197V199H169ZM203 198H204V197H203ZM203 198H201V199H203ZM231 198H232V197H231ZM6 199H7V198H6ZM10 199H11V198H10ZM157 199H158V198H157ZM161 199H162V198H161ZM178 199H179V198H178ZM190 199H188V198L186 199L187 201L189 200L188 203H190ZM217 199H219V198H217ZM53 200H54V199H53ZM96 200H97V199H96ZM96 200H95V201H96ZM117 200H118V199H117ZM131 200H133V199H131ZM144 200H145V199H144ZM148 200H149V199H148ZM154 200H155V199H154ZM163 200H164V199H163ZM171 200H172V199H171ZM196 200H195V201H196ZM208 200H209V199H208ZM225 200H226V199H225ZM257 200H258V199H257ZM18 201H19V200H18ZM92 201H93V200H92ZM115 201H116V200H115ZM184 201H185V200H184ZM199 201H200V200H199ZM199 201H198V202H199ZM209 201H210V200H209ZM209 201L206 202V200H205V198H204V202H203V200H202V202H200V204H198V205L200 206V207H199V208H200V209H199L200 211H198V212L201 213V214H198L196 210L190 209V207H191L193 204L189 206V204L186 205L185 202H184V205H183V204H179V205L177 206V211L175 210V211H176V214H175L176 220H177L178 223L181 224V226L183 225L182 227H184L185 232H186V234H185V235H186V238H185L186 240L183 239V238H184L183 236H180L181 239H180V238H179V239H180L182 242H185V241H186V244H187V246H188V249H187L186 247H184V248H186L187 251H188V254L191 255V258H190V257L185 258V259L187 260V264H188L189 262H190V264H222V260L224 261V258H222V255H221V251H223V250H221L222 248L219 247L220 250H221V251H220L219 248H217L218 246H215V244H211V241H209V239H206V238H208V237H207L208 235H207V236L204 235V234H206V233L209 232V231H208L209 229H208V230H204V231H208V232H206V233H203V231H201V230H202V226H200V225H202V224H201V220H203V219H206V220H207L208 223H207V222H205V223H206L207 225H208V224H209V225H208V226L206 225V226H205V227H206L205 229H207V227H210V232H211L212 230L214 231V229L216 228V226H218V228L221 227V226H222V223H223V222H221V225H220V224H219L220 221H219L218 224H216V223L213 222V221L216 219V217L212 219V217H213L212 212H213V211L210 210V205H209V204L212 203V202H214V201H212V198H211V201H210V202H209ZM216 201H217V200H216ZM245 201H246V200H245ZM15 202H16V201H15ZM86 202H87V201H86ZM93 202H94V201H93ZM173 202H174V201H173ZM198 202H197V203H198ZM208 202H209V203H208ZM235 202H236V201H235ZM260 202H261V201H260ZM27 203H28V202H27ZM27 203H26V204H27ZM131 203H132V202H131ZM133 203H134V202H133ZM214 203H215V202H214ZM244 203H245V202H244ZM85 204H86V203H85ZM163 204H164V203H163ZM172 204H173V203H172ZM175 204H176V203H175ZM190 204H191V203H190ZM215 204H216V203H215ZM257 204H258V203H257ZM79 205H80V204H79ZM124 205H125V204H124ZM131 205H132V204H131ZM150 205H151V204H150ZM211 205H212V204H211ZM225 205H226V204H225ZM236 205H237V204H236ZM249 205H250V203H249ZM253 205H254V204H253ZM53 206H54V205H53ZM118 206H119V204H118ZM167 206H168V205H167ZM188 206H189V207H188ZM196 206H197V205H196ZM212 206H214V204H213ZM222 206H223V205H222ZM94 207H95V206H94ZM120 207H121V206H120ZM136 207H137V206H136ZM140 207H141V206H140ZM154 207H155V205H154ZM156 207H157V206H156ZM159 207H160V206H159ZM168 207H169V206H168ZM193 207H194V206H193ZM239 207H240V206H239ZM243 207H244V206H243ZM258 207H259V206H258ZM260 207H262V206H260ZM8 208H9V207H8ZM21 208H22V207H21ZM26 208H27V207H26ZM38 208H39V207H38ZM174 208H175V207H174ZM4 209H6V208H4ZM13 209H14V207H13ZM47 209H48V208H47ZM160 209H161V208H160ZM169 209H170V208H169ZM172 209H173V207H172ZM175 209H176V208H175ZM196 209H197V208H196ZM239 209H240V208H239ZM242 209H243V208H242ZM246 209H247V208H246ZM8 210H9V209H8ZM15 210H16V208H15ZM24 210H25V209H24ZM35 210H36V209H35ZM166 210H167V209H166ZM170 210H171V209H170ZM209 210H210V211H209ZM227 210H229V209H227ZM27 211H28V210H27ZM123 211H124V210H123ZM129 211H130V210H129ZM143 211H144V210H143ZM146 211H147V209H146ZM194 211H196V212H194ZM229 211H230V210H229ZM236 211H237V210H236ZM249 211H251V210H249ZM10 212H11V211H10ZM13 212H15V211H13ZM79 212H80V211H79ZM94 212H95V211H94ZM117 212H118V211H117ZM120 212H121V211H120ZM172 212H173V211H172ZM241 212H242V211H241ZM254 212H255V211H254ZM259 212H260V211H259ZM135 213H136V212H135ZM196 213H197L198 216H199V215H203V219H202V217H201V219L198 218V217H195V218H198V219H196V220L200 221V225H199V223H197V222L194 221V215H195ZM233 213H234V211H233ZM27 214H28V213H27ZM32 214H33V213H32ZM110 214H111V213H110ZM121 214H122V213H121ZM124 214H125V213H124ZM158 214H161V213H158ZM162 214H164V213H162ZM238 214H239V213H238ZM240 214H241V213H240ZM257 214H258V213H257ZM261 214H262V213H261ZM140 215H141V214H140ZM166 215H167V214H166ZM197 215H196V216H197ZM215 215H216V214H215ZM253 215H254V214H253ZM11 216H12V215H11ZM160 216H162V215H160ZM163 216H164V215H163ZM220 216H221V215H220ZM222 216H224V215H222ZM225 216H226V215H225ZM232 216H233V215H232ZM235 216H236V215H235ZM18 217H19V216H18ZM38 217H39V216H38ZM77 217H78V216H77ZM226 217H227V216H226ZM259 217H260V216H259ZM261 217H262V216H261ZM2 218H3V217H2ZM33 218H34V217H33ZM78 218H79V217H78ZM160 218L162 219V217H160ZM164 218H165V217H164ZM164 218L162 219V221L166 219L165 222H167V218H165V219H164ZM230 218H231V217H230ZM257 218H258V217H257ZM40 219H41V218H40ZM40 219H39V220H40ZM161 219H160V220L158 219V220H159L160 222H162ZM172 219H173V218H172ZM199 219H200V220H199ZM217 219H219V218H217ZM221 219H222V217H221ZM233 219H234V218H233ZM251 219H252V218H251ZM0 220H1V219H0ZM7 220H8V219H7ZM111 220H112V219H111ZM168 220L170 221V220H171V217H170ZM240 220H241V219H240ZM240 220H239V221H240ZM242 220H243V219H242ZM258 220L260 221L261 219H258ZM14 221H15V220H14ZM33 221H34V220H33ZM33 221H32V222H33ZM45 221H46V220H45ZM48 221H49V220H48ZM51 221H52V220H51ZM143 221H144V220H143ZM149 221H151V220H149ZM204 221H205V220H203L202 222H204ZM215 221H216V220H215ZM217 221H218V220H217ZM221 221H222V220H221ZM247 221H249V220H247ZM255 221H256V220H255ZM105 222H106V221H105ZM171 222H172V220H171ZM177 222H176V223H177ZM249 222H250V221H249ZM262 222H263V221H262ZM37 223H38V222H37ZM44 223H45V222H44ZM50 223H51V222H50ZM176 223H175V224H176ZM205 223L203 224V226L205 225ZM234 223H235V222H234ZM20 224H21V223H20ZM23 224H24V223H23ZM34 224H35V223H34ZM41 224H42V223H41ZM236 224H237V223H236ZM114 225H115V223H114ZM114 225H113V226H114ZM126 225H127V224H126ZM138 225H139V224H138ZM162 225H163V224H162ZM172 225H173V224H172ZM223 225H224V224H223ZM21 226H22V225H21ZM38 226H39V225H38ZM46 226H48V225H46ZM71 226H72V225H71ZM107 226H108V225H107ZM117 226H118V225H117ZM123 226H124V224H123ZM163 226H164V228H166L165 225H163ZM166 226H170V225L167 224ZM173 226H174V225H173ZM173 226H172V227H173ZM177 226H178V225H177ZM247 226H248V225H247ZM251 226H252V225H251ZM0 227H1V226H0ZM82 227H83V226H82ZM85 227H86V225H85ZM160 227H161V226H160ZM172 227H169V229L172 228ZM222 227L224 228V226H222ZM44 228H45V227H44ZM110 228H111V227H110ZM112 228H113V227H112ZM138 228H139V227H138ZM164 228H163V229H164ZM167 228H168V227H167ZM203 228H204V227H203ZM218 228H216L215 230H217ZM55 229H56V228H55ZM102 229H103V228H102ZM175 229H176V228H175ZM4 230H6V228H5ZM34 230H35V229H34ZM43 230H44V229H43ZM66 230H67V229H66ZM81 230H82V229H81ZM105 230H106V229H105ZM120 230H121V229H120ZM127 230H128V229H127ZM164 230H166V229H164ZM218 230H219V229H218ZM61 231H62V230H61ZM174 231H175V230H174ZM179 231H181V230H179ZM213 231H212V233L215 234V232H213ZM237 231H238V230H237ZM49 232H51V231H49ZM163 232H164V231H163ZM210 232H209V233H210ZM216 232H217V231H216ZM218 232H219V231H218ZM218 232H217V233H218ZM220 232H221V231H220ZM222 232H223V231H222ZM232 232L234 233V231H232ZM239 232H240V231H239ZM239 232H238V233H239ZM26 233H27V232H26ZM28 233H29V232H28ZM47 233H48V232H47ZM68 233H69V232H68ZM70 233H71V232H70ZM165 233H167V232H165ZM217 233H216V235H217ZM228 233H229V232H228ZM238 233H237V234H238ZM253 233H254V232H253ZM23 234H25V233H23ZM29 234H30V233H29ZM48 234H49V233H48ZM65 234H66V232H65ZM90 234H91V233H90ZM182 234H183V233H182ZM214 234H213L212 236H215ZM221 234H222V233H221ZM235 234H236V233H235ZM10 235H11V234H10ZM20 235H21V234H20ZM63 235H64V234H63ZM135 235H136V234H135ZM159 235H160V234H159ZM167 235H168V234H167ZM219 235H220V234H219ZM219 235H218V236H219ZM241 235H242V234H241ZM14 236H15V235H14ZM29 236H30V235H29ZM31 236H32V234H31ZM53 236H54V235H53ZM60 236H61V235H60ZM204 236H206V238H205ZM243 236H244V235H243ZM246 236H247V235H246ZM21 237H22V236H21ZM129 237H130V236H129ZM173 237H174V236H173ZM182 237H183V238H182ZM231 237H232V236H231ZM248 237H249V235H248ZM0 238H1V237H0ZM8 238H9V237H8ZM28 238H29V237H28ZM32 238H33V237H32ZM51 238H52V236H51ZM112 238H113V237H112ZM127 238H128V237H127ZM148 238H149V237H148ZM170 238H171V237H170ZM241 238H242V237H241ZM10 239H11V238H10ZM38 239H40V238L38 237ZM159 239H160V238H159ZM176 239H177V237H176ZM182 239H183L184 241H183ZM213 239H214V238H213ZM235 239H236V238H235ZM34 240H35V239H34ZM59 240H60V239H59ZM68 240H70V239H68ZM135 240H136V239H135ZM177 240H178V239H177ZM180 240H179V241H180ZM11 241H12V240H11ZM22 241H23V240H22ZM35 241H36V240H35ZM62 241H63V240H62ZM160 241H161V240H160ZM181 241H180V242H181ZM216 241H217V240H216ZM222 241H223V240H221V242H222ZM233 241H234V240H233ZM31 242H33V241H31ZM90 242H91V241H90ZM143 242H144V241H143ZM166 242H167V241H166ZM170 242L172 243V240H170ZM231 242H232V241H231ZM241 242H242V241H241ZM258 242H259V241H258ZM23 243H24V242H23ZM63 243H64V242H63ZM65 243H67V242H65ZM82 243H83V242H82ZM106 243H107V242H106ZM150 243H151V242H150ZM167 243H168V242H167ZM177 243H178V242H177ZM222 243H224V242H222ZM236 243H237V242H236ZM36 244H37V243H36ZM41 244H42V243H41ZM52 244H53V243H52ZM67 244H68V243H67ZM109 244H110V243H109ZM216 244H217V243H216ZM227 244H228V243H227ZM42 245H44V244H42ZM53 245H54V244H53ZM61 245H62V244H61ZM72 245H73V244H72ZM102 245H103V244H102ZM104 245H105V244H104ZM104 245H103V246H104ZM143 245H144V244H143ZM217 245H218V244H217ZM221 245H222V244H221ZM47 246H48V245H47ZM88 246H89V245H88ZM161 246H162V245H161ZM181 246H182V245H181ZM183 246H184V245H183ZM183 246H182V247H183ZM231 246H232V245H231ZM255 246H256V245H255ZM261 246H262V245H261ZM67 247H68V246H67ZM228 247H229V246H228ZM236 247H237V246H236ZM43 248H44V247H43ZM56 248H57V247H56ZM58 248H59V247H58ZM63 248H64V247H63ZM119 248H120V247H119ZM164 248H165V247H164ZM259 248H260V247H259ZM261 248H263V247H261ZM28 249H29V248H28ZM41 249H42V248H41ZM64 249H65V248H64ZM82 249H83V248H82ZM165 249H166V248H165ZM172 249H173V248H172ZM238 249H239V248H238ZM242 249H243V248H242ZM72 250H73V249H72ZM224 250H225V249H224ZM263 250H264V249H263ZM9 251H10V250H8V247H7V245H6L5 239H4L3 241L0 239V264H5V263H7L6 261H7V259L9 258V257H8V252H9ZM26 251H27V250H26ZM47 251H48V250H47ZM175 251H176V250H175ZM184 251H185V250H184ZM233 251H234V250H233ZM55 252H56V251H55ZM55 252H54V253H55ZM65 252H66V251H65ZM72 252H73V251H72ZM107 252H108V251H107ZM107 252H106V253H107ZM114 252H115V251H114ZM151 252H152V251H151ZM189 252H190L191 254H190ZM59 253H60V252H59ZM68 253H69V252H68ZM97 253H98V252H97ZM158 253H159V252H158ZM222 253H223V252H222ZM225 253H226V252H225ZM9 254H10V253H9ZM34 254H35V253H34ZM70 254H71V253H70ZM91 254H92V253H91ZM161 254H162V253H161ZM161 254H160V255H161ZM168 254H169V253H168ZM223 254H224V253H223ZM29 255H30V254H29ZM45 255H46V254H45ZM62 255H63V254H62ZM71 255H72V254H71ZM77 255H78V253H77ZM173 255H174V254H173ZM68 256H69V255H68ZM94 256H95V255H94ZM106 256H107V255H106ZM170 256H171V255H170ZM224 256H225V255H223V257H224ZM22 257H24V256H22ZM184 257H186L185 254H184ZM259 257H260V256H259ZM38 258H39V257H38ZM65 258H66V257H65ZM81 258H82V257H81ZM81 258H80V260H82ZM126 258H127V257H126ZM130 258H131V257H130ZM166 258H167V257H166ZM182 258H183V254H182ZM189 258H190V260H188ZM226 258H228V257H226ZM226 258H225V259H226ZM233 258H234V257H233ZM21 259H22V258H21ZM70 259H71V258H70ZM183 259H184V258H183ZM231 259H232V258H231ZM247 259H248V258H247ZM16 260H17V258H16ZM158 260H159V259H158ZM180 260H181V259H180ZM186 260H185V261H186ZM232 260H233V259H232ZM181 261H182V260H181ZM253 261H254V260H253ZM37 262H38V261H37ZM70 262H71V261H70ZM89 262H90V261H89ZM89 262H88V263H89ZM158 262H159V261H158ZM161 262H162V261H161ZM230 262H231V261H230ZM83 263H84V262H83ZM176 263L178 264V262H176ZM183 263H184V262H183ZM231 263H232V262H231ZM236 263H237V262H236ZM236 263H235V264H236ZM250 263H251V262H250ZM7 264H9V263H7ZM19 264H20V263H19ZM41 264H42V263H41ZM63 264H64V263H63ZM79 264H80V263H79ZM93 264H94V263H93ZM180 264H181V263H180ZM251 264H252V263H251Z\"/></svg>",
	"mask_w": 264,
	"mask_h": 264
}]
</instances>
